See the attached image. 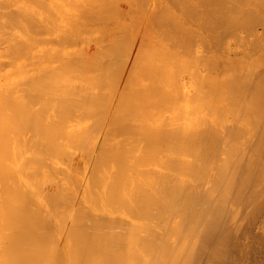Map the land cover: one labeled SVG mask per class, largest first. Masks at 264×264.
Returning <instances> with one entry per match:
<instances>
[{
    "label": "bare ground",
    "instance_id": "1",
    "mask_svg": "<svg viewBox=\"0 0 264 264\" xmlns=\"http://www.w3.org/2000/svg\"><path fill=\"white\" fill-rule=\"evenodd\" d=\"M4 1L5 0H3V2ZM12 1H14L15 3L18 2L17 0H12ZM23 1L25 2V0H23ZM23 1H22V4L19 3L20 7L23 5ZM32 1H34V0H32ZM45 1H47V0L34 1L36 4L40 3L39 5L35 4V6L36 7L38 6V8L40 7V9L42 8V10L45 9V11H46V9L50 6L49 5L47 6L48 2L46 3ZM64 1H67V0H63V2ZM73 1H74V3H75V1L77 2L74 4L75 5L74 9L75 10L77 9V11L80 12V13H78V12L73 13V11H72V13L76 16V19H77V13L79 15H83V17H84V13H87V16L89 14L90 15H89V18H87V17L86 18L88 20L93 19V20H91V21H93V24L97 21V20L95 21V16L98 13H102V16L101 15L100 16L102 18L108 20L110 18L109 15L113 14L112 13L113 9H111V11L109 9L111 7L113 8V4H115L114 2L112 3L113 0L111 2L109 1L108 3H106L108 0L107 1H105V0H89V1L83 0L86 2V4H83V2H81L80 0H73ZM129 1L126 0L125 2H129ZM131 1H133V0H131ZM135 1H136V3L138 2V0H135ZM5 2L8 3L9 0H6ZM20 2H21V0H20ZM28 2L29 1H27V3ZM34 2H32V3L34 4ZM41 2L42 3L45 2L44 4H46L47 7H45V5H43ZM68 2H69V0H68ZM87 2H88V6H87ZM115 2L118 4L119 0H116ZM120 2H122V1L120 0ZM141 2H142V0H141ZM217 2H219V1H217ZM224 2H223V6H224ZM234 2L235 3L237 2L238 3L237 5L244 4L243 10L247 14V16L249 15V17H252L254 20H251L250 18H249V21L246 20L247 24L244 28L245 33H244V35H242V38H243V42H242L243 45L242 46H244V44H245L244 47L246 49V52H245L244 56L242 55V58L239 57L242 61V63L238 62V64L241 66L240 75L237 76L234 84L231 83L233 85H230V84L225 85L224 84L223 86H221V88H218L216 85L217 89L215 91L217 92V94L214 93V95H220V99L223 98L222 95L224 94V92L230 93L231 96L230 97L225 96L224 101L218 100L217 99L218 96H217L216 100L214 99L216 102V105L214 103L215 110L219 115V116L217 115V119H215V120L210 119L208 116H206L209 112L206 114L204 113L201 116L199 111L200 112L202 111V109H201L202 107L199 106L200 107V110H199L197 107L198 105L196 106V103L194 106L192 105L193 107H190L189 104L187 103L188 99L186 100V98H185L186 103H185V101H183V103L182 102L181 103L183 105L186 104L187 108L184 106L179 108V107H175V106L171 105V108H168L170 114L167 117H166V115L161 114V112H152L151 113L150 108L152 106L149 107L148 103H153L154 100L152 99L153 96L150 97L149 94L151 93V91H154V90L159 91L158 92L159 94L161 92H163V90H161V88H163V85L162 86L160 85V80L161 81L163 80L161 78L162 68L159 66L160 64L163 63L162 57L158 58L160 55L158 56V54H156L154 52H153L154 54L150 53V52L148 53L147 52L148 49H146L147 45L145 43L140 45L137 42L139 38L143 42H146L148 40V36H146L145 33H142L140 35V37L133 36V34H132L133 31L128 30L127 26H125V25L123 27L118 26L119 28L118 27L115 28L114 33H112V31L110 29V24L105 25L104 23H102V21H104V20H101V17H98L99 18V20H98L99 24H101L103 26L105 25L106 29L109 27L108 33H107V31H105V29H100L101 31L104 30L106 32V34H108V37L105 39H108L109 43L103 42L105 44L100 49L103 50V48H105L104 47L105 45L107 48L96 54L95 59H97V62H95V60H93L94 58L93 59L91 57L90 58L92 59V61H94V63H96V68L98 69V71H99V69H101V70L103 69L102 72L104 70H105V73L107 72L106 74L100 73L99 76H103L102 80L106 83L105 87L107 85L110 86L109 87L110 89L108 88L110 92H108V93L112 92L111 86L113 84L110 85L107 83H110L112 79L115 80L116 78L119 79V78L123 77V78H125L124 80L127 83L128 80L132 81V78H137V85H138V88H136L137 86L135 85L134 90H132L131 88L128 89V91L123 90L122 92H126V93L122 97L115 96V100L113 102H111V101L106 102L102 107V112L104 113V115L107 114L108 117L112 116V118H114L117 115L122 116L124 118L125 123L130 124L131 122L133 123V121L135 123L137 122V127H135L136 131H138L142 135V137L143 136L147 137L146 138L147 148H146V150L145 149H143V150H145V153L147 156V161L149 158V161H152V163H150V168H148L149 167V164H148L147 172H141L139 170H142V169L138 170V168H137V163H139L138 162L139 160L130 162L131 160H133V159H131L132 157L135 158L134 156H132L133 154L130 155V153H129L128 157L131 156L130 158H127V156H124L128 152L127 148L124 149L125 147H123L124 151L127 150L124 152L123 150H121L120 145H119L120 148H118V147L116 148V144H115L114 149L113 148L111 150L109 149L111 151L110 152V151H108V149H107L108 147L106 145V147H107L106 151L111 153V154L108 153L109 155L114 154L113 156L116 155L117 157H119V160H118L119 162L117 165L119 170L117 167H114V168H117V170L119 171L117 173H119V174H118L117 178L115 176H113L114 173H112V172H113V170H116V169L112 168L113 165H115V164L112 165L110 163L113 159L112 156H110L112 159L109 163H110V165H112V167H109L110 166L109 164H108L109 165L108 167H109V169L110 168L112 169V170L110 169L111 173H112V174L110 173V175L116 179V181L114 179L115 184H114V181H111V180H113L112 179L113 177L111 178V176H109V175L108 176L111 179L110 183L109 182L104 183V181H106V179L107 180L109 179L108 176H105L109 172H106L107 174L102 172L101 176H103V177L105 176V178L102 177V180L101 179H99V180H101L102 183L105 185L109 186V184H110V187H111V185H114V186L111 187L112 190H110V188H108L110 192L107 191L108 193H106V194L104 191H102V192H104V194H103L101 192V190H99V188L97 187L98 190L103 194V196L104 195L106 196V197L104 196L105 198L103 197V199H106L105 201H103L101 199L102 194H99L98 193L99 191H97L98 195L96 194L94 196H100L101 204L104 203V204H102V207L103 206L105 207V205L109 204L108 202L112 201L111 203L114 206L112 205L111 209L112 210L115 209V210L110 211L109 214L106 213L103 215L102 214L100 215V212L98 213V211H97V213H94V210L96 208L97 209L99 208L101 210L100 204H98L100 202L99 201V202H97L99 207H96L95 209L91 208L93 210V211H91V212H93V214H94L93 215L92 213L89 212L90 210L85 212V210H84L85 204H84V207L80 206L84 202H82L80 205L78 204L80 207H82V209H81L80 213H78V211H77L76 213H78V214L74 215L71 218L69 217L71 220L70 221L71 227H68L69 230L66 229V231L68 230L67 235H69V233H71V235L69 237L71 242L68 239V243L70 242V246L67 244L68 245L67 246L68 248H66L68 250V251H66L67 256H66V258H64V260L66 259V264H264V221H263L264 218L260 217L261 213L262 212L264 213V0H246V1L245 0H234L233 3ZM25 3H24V5H25ZM32 3L30 2L29 4H32ZM65 3H67V2H65ZM79 3H81V4H79ZM110 3L112 5H109ZM219 3H217V5ZM29 4L28 5L26 4L27 8L29 7ZM77 4H79V8H77L78 6L76 7ZM5 5H7V7H8V4H5ZM26 5H25V10L21 9L20 7L17 6L18 10L16 7V10H14V12L15 11L17 12L20 10H22V11L24 10V12H26V9H27ZM53 5L55 6V4H53ZM65 5L67 6V4H65ZM69 5L70 4H68V6ZM80 5H81V8H84V9H81ZM136 5H138V4H136ZM140 5H142V3L139 4V6ZM143 6H144V3H143ZM0 7H1L0 13L3 11L1 13L0 17L3 15L6 16L7 14H8L7 17L8 16H10V18L13 17L12 18L13 20H11V22L14 23V21H15L16 25H15V23L13 25L16 26L15 27L16 30H18L19 28L21 29L22 26H23V29L25 30L24 26L28 25L27 27H30L31 23H33L35 26L38 27L37 31H35L37 27L34 29L35 26L32 25V27H30V28H32V30L30 28H28V30H29L28 33H27V27H26L25 32L23 29H21L27 36L30 35V33H29L30 31H31V33H32V31H35L30 36H28V38L23 37V38H27V39H23L19 35L14 36L17 33H16V31L15 32L12 31L13 25L11 26L12 23L10 21H8V19L10 20V18L0 19L2 21V23L0 22V25H2V27L0 26V29H2L4 31V29H5L4 27L8 28V29H5L4 35L8 34L9 36H11L13 34L12 37H9L11 40H9V38H6V37H8V35L7 36L5 35L6 37L4 39H2L4 37V36L2 37L3 34L0 35L1 36L0 38L2 41V42L0 41L1 44L4 43L5 39L9 40V42H7V40L5 41L7 43V45H9L8 50H7L8 46H6L5 43L3 45L4 48H2L0 46V48L4 49V50L1 49L2 52H6V54L0 53V55L3 56L2 54H5L4 56L7 58L8 57L11 58V56L13 55L12 58H15V59H18V57H20V56L23 57L25 55V56H27L26 58L24 57L26 60L25 62L29 61V60H27V58L31 54L37 53L35 55H37L38 57H35L33 55H31V56H33V58H39L40 57V59L41 58L43 59L44 57L48 58L51 55V52L55 53L56 50L59 51L60 47L62 48V50L64 48H66L65 46L68 47L69 44L66 45V43L71 44L72 42H70V41H74V40H70V38L72 36L71 33L73 34V32H74L75 35L77 36L76 32H78V30H79V29H77L78 28L77 26H79V22H81L80 20H78V22L75 21L76 24L73 23L76 27V32H75V28H72L73 32L70 31L69 29H67L70 31L69 32L70 34H68V35H71V36H68V37H70V38H68V41L70 40L69 42L67 40H66L67 42L64 40L65 34L62 36V38L60 35L62 42L60 41V38H58V36H57V38L59 39L60 43H62V45H60V44H59V46L57 45L58 49H56L57 47L55 48V46H54V48H53V45L51 43L52 48H50V49H52V51L51 50L49 51L48 56H46L48 51H45V49H44L47 44L44 47L42 45L41 47H43V48L41 50H44L45 52H42L40 50L38 52H40V53L42 52V53H44V54L46 53V54L43 57H41L42 54L39 53L40 54L39 55L38 52H35L34 50L32 51V48L35 46V43H33L35 41H33L34 38H32V36H33V34H36V32L38 33V31L44 30L43 27H42L43 29L40 27L43 25L42 22H44L43 19L46 18L45 17L46 15H44L42 13V21H41V25H40V23H39L40 20H38V22L36 21V18H38L37 17L38 15L35 16L36 14H34V16H33V14H29V16H27L28 15L27 12H26V15L24 12H20V14H19V12H17V14L21 15L20 17H17V14L12 16V14H14L13 12L12 13L9 11H8L9 13L6 12V10H4V8H6V7H4V8H3V6H0ZM19 8H20V10H19ZM70 8H73L72 3H71ZM141 8H142V6H141ZM146 8H147V6H146ZM1 9H2V11H1ZM31 9H36V8H30V9L28 8L27 10H31ZM36 10L35 11L33 10V11L38 12ZM42 10H40V12H43ZM48 10H51V11H48ZM48 10H47L48 12L46 11L47 13H50L49 15L47 14L48 25L51 24V26H52L55 23V25L52 26V27H54V29H55V27H60L61 25L56 26L55 20H58V18H55V16H54V15H56L55 10H54V15L52 16L53 18L51 17V15L53 14V10L51 9V7H50V9L48 8ZM84 10L85 11L87 10V12H83ZM107 10L110 12L109 15L107 14V12H108ZM144 10H146V9H144ZM220 10L218 9V11H220ZM4 11L6 14H4ZM45 11H44V13H45ZM57 11H60V10H57ZM97 11H98V13H97ZM103 12L106 13V15L109 18L108 17L105 18L104 17L105 14ZM229 12L230 11L228 10V12L226 14H228ZM60 13H62V12H60ZM141 13H143V12L141 11ZM69 14H70V12H69ZM4 16L2 18H5ZM23 16L25 19L26 18L28 19V20L26 19L28 23L31 21L30 25L26 24V22H25L26 25H23L24 24L22 21V19H24V18H22ZM25 16H27V17H25ZM66 16H70V15H66ZM29 17H30V20H29ZM50 17L54 21L51 20V22L49 23ZM152 17H153V15L150 18H152ZM17 18L18 19L21 18L20 20L22 21V25L18 24V22L19 23H21V22H20V20H17ZM31 18H34V19H31ZM73 18H75V17H73ZM73 18H69V19H73ZM84 18H81V19L87 20ZM69 19H66L65 23L67 22V20L69 21ZM3 20L4 21L7 20L8 22L5 21L6 24L3 25ZM154 20L159 22L162 20V18L159 19V16H157L156 18H154ZM91 21H87V22L85 21L86 23L90 24V25H88L89 27H91V25H93V24L89 23ZM100 21H101V23H100ZM136 21L138 23L139 18L136 19ZM228 21H231V20H228ZM52 22H54V23H52ZM7 23L10 27H8ZM69 23H70V21L66 23V24H68L67 25L68 27L70 25ZM82 23L83 22H81V24ZM98 23L94 24V25H96L95 28L98 26V28H96L97 30H99V28H102V27H100V25ZM48 25H46V23L44 22L43 26L44 27L47 26L45 28L46 31L51 29L50 33H52V31H55L56 29H58V28H56L54 30V29L50 28V26H49V29H47ZM244 25H245V23H244ZM73 26H71V27H73ZM82 26L86 27L87 25L83 24ZM105 26H104V28H105ZM65 27H66V25H65ZM81 27H79V28H81ZM92 27H94V26H92ZM92 27L89 29H92V32H94L93 29H95V28H92ZM39 28L41 30H39ZM238 28H241V27H238ZM2 30H1L0 34L3 33ZM6 30H9V31H6ZM60 30L66 31L65 28L64 29L61 28ZM81 30H80V33H81ZM8 32L12 33V34H9ZM66 32H68V31H66ZM90 32H91V30H90ZM99 32L100 31L94 32V36H95V33H99ZM20 33H21V31H20ZM59 33L60 32L58 31V34ZM63 33H65V32H63ZM25 34L22 33V36ZM47 34H49L48 31H47ZM60 34H62V32ZM79 34H78V36H79ZM99 35H102V34H99ZM66 36H67V33H66ZM87 36H84V38ZM16 37H18L17 38L18 40L16 39ZM33 37H35V35ZM36 37H38V36H36ZM36 37L34 40L37 39ZM39 37L42 38V36H39ZM39 37H38V39H40ZM53 37H55V36H53ZM72 37H75V36H72ZM77 37H76V39L74 38L75 41L77 40ZM80 37H78V38H80ZM13 38L16 39L17 41L15 40L16 41L15 42ZM20 38H22V39H20ZM47 38H46V40H47ZM84 38H82V39H84ZM99 38L101 39V37H99ZM19 39H20V41H19ZM28 39L29 40L32 39L33 42L29 41L31 44L27 43ZM43 39H45V38H43ZM66 39H67V37H66ZM23 40H24V43H22ZM63 40L66 43L63 42ZM12 41H14V42H12ZM108 41L106 40V42H108ZM36 42H38V40ZM40 42H41V40H40ZM81 42L83 43L84 41L82 40ZM85 42H87V38L85 39ZM88 42L90 45L91 40ZM93 42H94V39H93ZM95 42H96L95 44H97V41H95ZM10 43L11 44L14 43L13 44L14 47H12L13 45H11ZM16 43H20V44L15 45ZM41 43H45V42L43 41ZM99 43H102V42H99ZM25 44L27 47L23 46ZM63 44L65 46H63ZM107 44H108V46H107ZM28 45H29V47H28ZM86 45L84 44L83 46L86 47ZM30 46L31 47L33 46V47L30 48ZM72 46L76 47V45L73 43H72L71 47ZM80 46H82V45H80ZM22 47L24 48L23 50H22ZM49 47H51V46L49 45ZM61 48H60V50H61ZM77 48L78 47H76L74 49H76V51H77ZM9 49H11V50H9ZM27 49H30L32 51V53L30 51H28ZM79 49H81V47H79L78 50ZM1 50H0V52H1ZM47 50H48V47H47ZM65 50L67 53L70 52V51L69 52L67 51L68 49H65ZM21 51H23V55H22V53H20ZM61 51L59 52V54L62 55V56H60L61 58H59V56H57L58 55L57 51H56L57 52L56 55L54 54V58L57 56L60 60H55L53 58V56H51V57L55 61H61V59H62L63 62H66V60L69 62L70 61L69 58L73 57L72 59H75L76 61L73 60L74 63H71V62H69L70 64L67 63L69 66V70H70V66H72V65H73L72 67H75L76 65L81 66L83 64L84 59L81 58V56H82L81 54H78L79 57H78V55H76L77 57H74L75 55L71 54L74 56L70 57V55L68 54L69 55L68 56L67 53L65 52L66 57H69V58H67L64 61L65 55H63L61 53ZM150 51H153V50H150ZM12 52L14 54H16L18 57L15 55L17 57L16 58L14 56V54H12ZM17 52H19V53L17 54ZM81 52H83V51H81ZM232 52H233L232 50H229L228 53L224 56L225 62L223 64V67L226 65V67L224 69H226L228 65L230 66L233 62L232 59L230 58V56H231L230 54ZM27 53H29V54L27 55ZM19 54H21V55H19ZM155 54H156V56L154 57ZM110 55H112V56H111V58H109V60L107 62V58L110 57ZM114 55H117L118 57L120 56V59L116 58L117 56L115 57ZM63 56H64V58H63ZM83 56H88V55H86V53H85V55H83ZM234 56H236V55H234ZM57 57H56V59H58ZM104 57H106V61L103 60L104 63H102L100 61V59H103ZM112 57L116 58L115 61H114V59H112ZM12 58H11V60H12ZM76 58H79V59H76ZM84 58L87 59L88 57H84ZM28 59L31 60L32 57L28 58ZM45 60L47 61V65H50V64H48L47 59H43V61H41L42 65H43V62ZM54 60H53V62H54ZM227 60L229 61V63H227ZM238 60L239 59L236 58L234 61H238ZM2 61H3V59L0 60L1 63H2ZM6 61L7 60L3 61L2 64L0 63L1 64L0 68H2V66L9 65L8 62H10V66L11 65L14 66V64H15L14 60H13L14 64L13 63L11 64L10 59L7 62ZM98 61H100V62H98ZM109 61H111L113 63L112 66H110L111 62L109 63ZM154 61H156V62H154ZM4 62H6L7 64L5 63V65H3ZM25 62H23V64H24L23 66L30 67V64L25 65ZM49 62H50V60H49ZM61 62H59V63H61ZM63 62H62V64L64 65V68H65L67 66V64L65 66V64ZM31 63H32V60H31ZM98 63L99 64L102 63V64L99 65ZM20 64H22V62L19 63V65ZM56 64H58V63L56 62ZM239 65H238V67H239ZM58 66L61 67L60 64ZM35 67H37V66H35ZM41 67L42 66L40 65V68ZM52 67H53V65H52ZM52 67H51V69H52ZM64 68L62 66V69H61L62 73H63ZM90 68H92V67H90ZM33 69H34V67H33ZM49 69L50 68H48V70ZM51 69L47 72H45L46 69L42 70L45 73L38 72V75H35V76L29 74L32 78L27 76L28 79H26V77H25L24 78L25 80L23 79V81H26V83L21 81V79H19L20 84L23 82V83H25L24 85L23 84L18 85L19 81H17V80H18V78H20L19 76H18L17 80L16 79H15V81L13 80L14 83L16 81L18 83L17 84H11L10 82H12V81H10V80H12V79L8 76L9 75L8 74V75H6V77L8 76V78H10V79H8L10 82H7L8 80L5 79V80H7L6 82L9 83L7 86H9V87L13 86V88H17V89H12L11 87L10 88L8 87L9 89L6 88L7 90H5L3 87L4 85L1 86V87H3L4 90L2 88H0V111H1V109L5 110V108H6V110L7 109L10 110L9 112L7 111V115L2 113V111L0 113V157L2 156L0 158V162L1 161L3 162L7 158V161H11V162H9V163L5 162V161L4 162L6 163V165L8 164L9 167H11L12 165L15 166V164L13 163L14 162L13 160H15L18 156V155H14V156H16L14 159V158H12L13 156L11 157V154H14V153H17V154L24 153L25 154V152L29 151L30 149L31 150L33 149L32 151L30 150L31 151L30 156L28 154L27 155L25 154V156H26L25 159H28L27 161H30L33 158H37L38 154L40 157L41 156L40 152L44 149L43 150L44 153L46 151L45 154H47L45 156V158L47 156L49 158V159L46 158L47 160L50 161V158L52 157L51 158L52 160H53V158H55L57 161L59 159V162H61V164L65 163L64 162L65 160L64 161H60V160L61 159L63 160V157H61V155H63L64 158H65V156H67L64 154V152L68 153V151H67L68 148L62 151V149H64L66 146L65 143L68 140L67 136L72 137V135H75V133H77L73 138H71V137L69 138V139H71V140H69V142H72L74 139L76 141L79 140L78 141L79 143L76 141H73L72 143L75 142L73 145L71 143H68V142H67V144L75 147V148L72 147V149H76V147L78 148L80 146V142L82 141L81 137H83L85 135L84 129H87L85 132H87L88 129L91 130L90 129L91 128L90 126H92L91 124H93V122L98 119L97 118L96 120L92 121L93 115H90L91 111H88V110H92V109H89L88 105L90 104V108H91V102L93 103L94 102L93 100L97 101L98 103H104L103 102V96L101 97L102 100L98 94H96L95 96L94 95L91 96L92 94L89 95V93H88V91L91 90V89L89 90V86H87L88 88H86L85 85L81 87L80 84L74 83L75 86L76 85L79 86V87H77V89L79 88L78 91L82 92V90H83V92L84 91L87 92L86 93L87 96L85 95V93L82 94L79 92H78L79 93V95H78L76 92V89L75 90L72 89V88H74V86H72L73 84L71 86L68 85V84H70L69 81L71 79H69L68 76H66V74H67L66 71L67 72L69 71V70H67L68 69L67 67H66V70L64 72V73H66V74H64V76H66V78H68L69 80L68 79L66 80V78H65V80L62 81L64 85L60 84V86H59L57 83H59V81H60L59 78H62L63 76L61 77L62 74L60 75L59 73L56 72L58 70L56 67L54 68V70L56 69V71L51 70ZM11 70H12V68H11ZM59 70H58V72H61ZM23 71H24V69H23ZM72 71L74 73L73 68H72ZM76 71H78V69ZM79 71L81 72V70H79ZM20 72L21 71H19V73L18 72L17 73L20 74ZM24 72L26 73L27 71L25 70ZM35 72L37 73V71H35ZM91 72H93V71H91ZM91 72H90V74H91ZM56 73L59 74V76H60L59 78H56V77H58V75L56 76ZM68 73H70V71ZM96 73L98 75L99 72H96ZM15 74L13 76H15ZM80 74H82V73H80ZM90 74H88V75H90ZM73 75L74 74L71 75V73H70L69 77L71 76L73 79ZM16 76H15V78H16ZM78 76L83 77V75H78ZM93 76H94V74H93ZM0 77H1V73H0ZM75 77H76V79L78 78L77 76L74 75V78ZM222 77H219V78H222ZM3 78H2V80L5 82V80ZM55 79H58V81H56ZM88 79L85 80V82L88 83L89 82ZM1 81H0V83H1ZM65 81H67L69 83L68 84L64 83ZM98 81L100 83L103 82L101 80H98ZM228 81L229 80L227 79V82ZM230 81H232L231 78H230ZM162 83H163V81H162ZM216 83H217V81H216ZM223 83H226V82L224 81ZM128 84H130V83H128ZM133 84H136V83H133ZM66 85H67V87L68 86L69 87L67 88ZM90 85L92 86V85H96V84H90ZM115 85L117 87V84H115ZM7 86L5 85V87H7ZM61 86H63L64 90H62ZM21 87L24 88V90H23V91H25L24 96L22 95L23 92L21 93L22 90L19 92V90H20L19 88H21ZM83 87H85L86 89L84 90ZM95 87H97V86H95ZM57 88H59V89H57ZM66 88H67V90H66ZM69 88L72 90H69ZM87 89H88V91H87ZM94 89L95 88L92 87V90H94ZM106 89H107V87H106ZM47 90H49V91H47ZM57 90H59L60 93H58ZM61 90L63 92H61ZM99 90L102 91L101 88ZM17 91H18V93H17ZM43 92H44V94L40 95V93H43ZM95 92H93V93H95ZM57 93H58V95H60L59 97L57 96ZM64 93H65V95H63ZM154 93H155V91H154ZM48 94L51 95L50 97H52V99L49 96H47ZM105 94L107 96V92ZM61 95H63V96H61ZM88 95L90 96V99L88 98ZM31 96L32 97L35 96L36 99L32 100ZM53 96L55 98L57 96L56 100L57 99H60V100L56 101L54 99L56 101V103H55V101L53 100V98H54ZM82 96L83 97L86 96L87 98L86 97L83 98ZM160 96H161V94H160ZM41 97H44V99L42 98L44 101L46 100L45 98H47V97L50 98L51 100H53V102L50 101V103H51L50 105H48L49 99H47L45 101V102L48 101L47 106H48V108L50 107L49 109H51L52 105H53L52 107H54L55 104L58 103L56 106L57 111H58V108H60V110H61V107H58V106L63 107V105H62L63 103H65L66 106L68 104H72V109L74 106L75 107L78 106L77 107L78 109L75 107H74V109H76L75 110V116L78 115L79 117L77 118V116L75 117L74 115H71V114L70 115H71L72 119L77 118V119H75V121H77V122H79V121L81 122V120H82L83 126L80 124L82 126V128L79 126V123H77L78 127H76L77 129H79L78 130L79 133L84 127L81 134H79L78 131L76 132V128L74 127V125H76V122L72 120L73 122H75V124L72 122L74 125L70 122L71 119L69 118V115H67V113L69 114V112L66 111V109H67L66 106H65L66 109L62 108L61 111H65L66 112L65 114L68 117H65L66 115L63 112H61L60 115L56 114V116H54V114L58 113V112H55L56 110L51 112V111H49V109H46L47 107H45L44 113L46 114V116L50 115L49 113L48 114L46 113L47 111H49L52 113V115L54 117L50 118L48 116L49 120H47L48 118L46 119V116H43V119H41L43 113L41 115L40 112H37L39 110L38 108L41 105L40 103H43V100H41L42 102L40 101ZM194 97L195 96L192 97L193 99L192 98H189V99L192 102H195ZM30 99H31L32 103H34L33 102L34 100L36 103H37V101H40V102H38L40 105L39 104H37L38 106L36 105L38 108L37 107L35 108V106H34L35 103L31 106L32 103L29 101ZM74 99H77V100H74ZM86 99L89 102L86 101ZM104 101H105V98H104ZM191 101H189V103H191ZM60 102H62L61 105H60ZM198 102L200 103V101H197V104H198ZM205 102L206 101H204L203 103H205ZM218 102H222V103L224 102L225 105L222 104V106H220V105H218ZM29 103H31V104L29 105ZM52 103H54V104H52ZM86 103L87 104L89 103V104L87 105ZM174 103H176V102H174ZM177 103L179 104L180 102H177ZM177 103L175 105L178 106ZM147 104H148V107L146 110H144V108ZM154 104H155V102H154ZM45 105L46 104L42 105V107ZM214 105L212 104V106H214ZM33 106H34L35 110L31 108ZM79 106L81 107V110H79ZM95 106H98V105L96 104ZM154 106H157V105H154ZM179 106H181V104H179ZM202 106H203V104H202ZM42 107L40 109L43 110ZM68 107H69V109L71 108L70 105H68ZM63 109H65V110H63ZM74 109L73 110L70 109V111H73L72 114H74ZM93 109L95 110V112L97 111L95 108H93ZM51 110H53V108ZM209 110L211 111L212 109H208L206 111H209ZM77 111H79L81 113H79ZM165 111H168V110L166 109ZM41 112H43V111H41ZM53 112H55V113L53 114ZM86 112H89V113H86ZM102 112H100V113H102ZM197 112H198L199 116H201L198 119V121L196 120L197 115H198ZM62 113H63V115H62ZM154 113H157V115L153 116ZM2 114L6 115L8 118L6 117V119H5V117ZM8 114H10L11 117L8 116ZM84 114H86V115L84 116ZM88 114H89V116H91V118L88 116ZM40 115H41V117H40ZM61 115H62V117L65 115L64 116L65 118L64 117L61 118ZM95 115L96 114H94L93 118H96ZM213 115L216 117V114H213ZM213 115H212V117H213ZM58 116H60L59 118H61L63 121L64 120H65V122L68 121V125L70 122V125L71 126L73 125L72 127L71 126L70 127L72 129H74L73 131L75 133L70 132V131H72V129L67 130L69 128L68 126L67 127L64 126L66 129L62 128V129H60V131L56 130V129L60 128V126H59L60 123H58L60 120L57 122L58 125L54 124L55 126L57 125V127H53V123L50 122V120L54 119L53 121H55V118ZM84 117H86V119H85L86 121H88V118H90L92 123L85 122V124H83L84 123L83 122ZM100 117H101V115H100ZM154 117H156V118H154ZM44 118L46 121H49L50 124H48L47 126L50 125V129L53 127L57 132H59V133L61 132L60 134H63L62 131L66 132V130H67V132L68 131L70 132V133H67L68 135H66L67 140H65V134H64V136L61 135L63 137V141L65 140L64 145H62V143H60L61 141L59 142V145L61 144V146H63L64 148L63 147L61 148V146L57 147L59 150H61V152L58 151L57 148H55V146L58 144L57 141L62 137L59 134L58 135L59 139H57V141H56L55 137L57 138V132H55L56 133V135H55L54 134L55 130L53 128L52 129L54 130L53 131L54 135H48V134L52 133L51 132L52 130L50 131V129H49L50 133L48 130H46L48 127L46 126L47 122L44 120ZM152 119H154V120H152ZM155 119H158V121L159 120L160 121L156 122ZM57 120H58V118H56V121ZM131 120H133V121H131ZM41 121L44 123H42ZM135 123H133V124H135ZM152 123H156V124L158 123V125H154V124L152 125ZM64 124L65 123H63V125ZM86 124H87V126L90 125L89 126L90 128L87 127ZM94 124H95V122H94ZM43 125L47 128L45 129L43 127ZM51 125H52V127H51ZM61 127H63L62 124H61ZM23 128H25V129L30 128V130H31L30 132L33 131V133H31L32 135L35 133V136H34L35 138H33V139H34V142H36V143L31 142L30 139H32V137H33L32 135H30L31 138L28 137V139L27 138L25 139L23 137L25 135L24 132H26L25 130H24V132L22 131ZM95 129H96V127H95ZM98 130H99V128H98ZM132 130H133V127H132ZM41 131H44V132L41 133ZM100 131H99V134H100ZM136 131L134 133H137ZM45 132L47 134H45ZM38 133H39V135H38ZM91 133H89V134H91ZM126 133H128V131ZM43 135H45V136H43ZM91 135H93V134H91ZM130 135H131V133H130ZM48 136L49 137L52 136V138L55 140V141H53V139H52V142H57L56 145H55V143H53L55 146H53L51 144V147L49 148V146H50L49 142H51V138L49 140H46V138L48 139ZM135 136H134V138H135ZM137 136H139V135H137ZM43 138H44V141L46 140L49 142L47 143L45 141L46 143L41 144V143H43V141H42ZM91 138L89 137V140ZM94 138H93V141L95 140ZM118 138L119 137H117L116 139H118ZM127 138H130V136ZM40 139L42 142L38 141ZM87 139H88V136H87ZM96 139H97V137H96ZM137 139H138V137H137ZM93 141L91 140V142H93ZM94 142H96V141H94ZM109 142H111V141H109ZM120 142H122V140ZM124 142H127V141H124ZM136 142H135V144H136ZM39 143L42 145L41 147L43 149L38 147ZM112 143H114V142H112ZM91 144L93 145V143H91ZM140 144H141V142H140ZM87 145H89V144H87ZM117 146H118V144H117ZM141 146H143V145H141ZM141 146H138V151L141 149V148H139ZM67 147H70V146H67ZM93 147H94V145H93ZM111 147H113V146H111ZM130 147H132V146H130ZM35 148L37 150H36L35 154H33L35 157H33L32 152L35 151ZM134 148H136V146ZM38 149H41V151L39 152ZM54 149H56L57 152ZM72 149H69L70 153H71L70 150H72ZM43 151H42L43 155L40 157V160L44 159L43 160L44 162L43 161L42 162L45 164L44 167L46 166V170L43 167L40 169V167L38 166L39 169L37 168L36 169L37 172H36V170L34 168H35V166L37 167V165H35V163L40 164V162H38L39 159L37 158L38 160H34V162L32 160V162L31 161L29 162L30 163L29 165H31L32 167L35 165L34 168H32L31 166L29 167L27 165L30 169L27 168V166H26L25 168H27V170L26 169H25V171L23 170L24 172H26L28 170L33 169L32 172L35 170L34 173H31V171H28L29 174H27V172L23 173L21 170L24 169L23 168L25 166L24 164L25 163L27 164L28 162L23 163L20 161L21 163H23L21 166L22 169L19 168V169H21L20 172H22L24 174L22 176H24L25 178H26L25 174L27 175V180L29 179L28 180L29 183H31V181L34 180V182H36V184H37L38 178L35 177L36 180L33 178L35 176L34 174H36V173H37L36 176L39 177L41 174H44V175H42V177L45 176L44 178H46V175H48L51 171L55 172V170L59 169V171L58 170L57 171L62 172V170H64V168H68V167H66V165H65V167L64 166L61 167V166L57 165V167H56V163L54 160L53 161L51 160L53 163H51V161H50V163L52 165L50 163H48L49 161L46 162V160L44 158ZM48 151H53V152L55 151L56 153H59V156H58L59 158L56 157L57 156L56 153H53V152L51 153L53 155L56 154V156L53 157V155H50L48 153ZM72 151H74V150H72ZM141 151H142V149H141ZM136 152H137V150H136ZM89 153L91 154V152H89ZM85 154H88V153H85ZM140 154H141V152H140ZM143 154L144 153H142V155ZM156 154H158L160 156L157 157ZM7 155L8 156L10 155L9 156L10 160L8 159ZM104 155H106V154H104ZM3 156H5L6 158ZM25 156L22 155V158ZM123 156H124V158L128 159L127 163L125 160H123L124 159ZM100 157H102V155ZM110 157H106V158L108 159ZM156 157H157V160H156ZM2 158L3 159L5 158V159L3 160ZM29 158H31V159H29ZM103 159H104V156H103ZM141 159H143L144 162H147L144 160L145 157L143 158V156H142ZM66 160H67V158H66ZM115 160H117V158ZM35 161H37V162H35ZM129 162H130V165L128 164ZM3 163H1V164H3ZM32 163L34 165H32ZM54 163H55V165H53ZM87 163L88 162H86V164ZM1 164H0V175L1 176L3 175L2 177H4L6 179V181L9 178H11L13 180L12 176H15L14 180H16V182L13 181L12 183H15L16 185L11 183L12 180L10 181V179H9V181L6 182L4 180V178H2L0 176V178H2L0 180L4 181V182L0 181V186H1V183L3 186V188L2 187L0 188L1 189L0 192H2L4 194V195L2 194L3 195L2 196L0 193V197L2 196V198L0 199V204L2 205V206L0 205V208H2V209H0V233H1L0 235L2 237V238H0V264H57V258H56L57 250H56V252L54 251L56 254L51 251V249L54 250V248H57V243L55 245L56 247H54L53 245H49L50 244L49 241L52 238V234H49L50 231L47 232L48 230L46 228L48 227V225L45 224L46 220H45L44 216L47 217V215H48L47 213H49V211L42 210L41 212L44 211L46 214V215L44 214V216H43L42 215L43 213H40V211L37 210L38 209L37 207H39V206L41 207V205L39 204V201L37 202L38 199H36V200L34 199L35 202H33V199H31L33 196L30 198L29 195H31V194L27 190V188H29V187L24 188V186L27 185L26 181H25V185L23 186L22 189H26L27 193L22 192L23 190L21 192H15L17 190L16 187L21 189V186H22V182H21V184H19L17 186V184L20 183V182L17 183V181L19 180L18 177L20 175L18 174L19 176L17 178H16V175H13V174H15V171H13L14 168H12L13 166L11 167L13 170H11V168L9 169L8 166H7V169H8L7 171H5L6 168L4 170H2V167H4L5 164H3L2 167H1ZM83 165H82V171L84 168L87 169V166L83 168ZM41 166H42V164H41ZM48 166H52V167H49V169L50 168L52 169L53 166H55V169L53 168L54 170H51V169L48 170V168H47ZM98 166H100V165L98 164ZM139 166H142V165L139 163ZM146 166H147V164H146ZM142 167H143V170H144V168L146 170L145 165H143ZM43 169L45 170V172ZM60 169H61V171H60ZM106 169H107V167H106ZM40 170H42L41 174L39 173ZM99 170H101V169H99ZM104 170H105V167H104ZM110 170H108V171H110ZM3 171H5V172H3ZM9 171L11 173V176L9 175V176L5 177L4 175L10 174ZM136 171L139 173L137 175H134V173H136ZM46 172H48V174ZM71 172L72 171H70V173ZM79 172H81V171H79ZM22 173H20V174H22ZM56 173H55V176H56ZM127 173L129 175L124 177ZM131 173H132V176L130 175ZM58 174H61V173H58ZM75 174H73V175H75ZM98 174H100V173H98ZM29 175H32V177H30ZM76 175L78 177V173ZM28 176L30 178H28ZM53 176H54V173L51 175V178H49L50 176L47 177V179L49 180L48 182H50V179H52ZM55 176L53 177V179H54L53 181H55ZM57 177H59V179H60V175L56 176V179H58ZM123 177L126 180L122 179ZM44 178H43V180L45 181L46 179H44ZM59 179L57 180V184L58 183L63 184V181L60 182ZM86 179H87V175H86ZM119 180H121V181H119ZM80 181H81V179H80ZM101 181L96 180V182H101ZM5 182H6V184H5ZM8 182H10L11 185H9ZM34 182H32V183H34ZM84 182H85V180L83 181V183ZM3 183H4V185H3ZM32 183H31V186L33 185ZM40 183H41V181H40ZM45 183H46V181H45ZM45 183H43V184L45 185ZM74 183H76V182H74ZM106 183H108V184H106ZM71 184L72 183H70L69 185H71ZM103 184H100V185L103 186ZM14 185L16 187L13 188ZM66 185H67V183H66ZM97 185H99V183ZM100 185H99V187H100ZM39 186L37 185V189L39 190L38 192L39 193L41 192V194H42L43 190L40 191ZM71 186H70V188H71ZM4 187H6V188H4ZM32 187H34V186H32ZM55 187H56V184H55ZM67 187H69V186H67ZM104 187H106V186H104ZM59 188H60V186H59ZM87 188H88V185H87ZM2 189L3 190L5 189V190L2 191ZM62 189H64V188L62 187ZM94 189H96V188L94 187ZM100 189H102V187H100ZM13 190H14L15 194H14V192L12 193ZM103 190H104V188H103ZM18 191H20V190H18ZM33 191L36 192V193L32 192L35 195L38 193L37 190L35 191V189ZM63 191L64 190H62V192ZM84 191L83 192L81 191V192L84 193ZM59 192H61L60 189H59ZM64 192L66 193L68 191H64ZM69 192H70V190H69ZM89 192H90V190H89ZM112 192L114 193V195ZM22 193L25 194L26 196L24 195V197L21 198ZM87 193H88V191H87ZM94 193H96V192H93V194ZM111 193H112L114 199L112 197V199H113L112 200L111 196L109 195V198L111 199V200L109 199L110 200L109 201V200H107V198H108V194H111ZM20 194H21V196H20ZM41 194H39V195L41 196ZM62 194H64V193H61V194L59 193L60 196ZM90 194H92V193H90ZM17 195L20 196L21 200L19 199V196H17ZM27 195L29 196V198L27 197ZM65 195H68V193ZM71 195L72 194H70L69 196H71ZM79 195L81 196V194H79ZM84 195L86 196V194H84ZM69 196H66L65 201H63L65 198L64 195L61 196V198L64 197L62 199V201L63 202H66V200L69 201V199H70V198L68 199ZM80 196L78 199H80ZM15 197H16V199H15ZM25 197L28 200L29 199L32 200V201L29 200L31 203L33 202L34 204L37 205V206L35 205L36 207L33 205L36 208V211H33V210H35V208H33L31 203H30L31 204L30 205L26 201ZM56 197H58V196L56 195ZM92 197L93 196L91 195V199H92ZM54 198H55V196L53 197V199ZM98 198H96V199H98ZM88 199H89V195H88ZM93 199H94V197H93ZM1 200H2V202H1ZM41 200H42V198H41ZM46 200L48 201V199H46ZM55 201H53V202L56 203ZM93 201L91 202V206L93 204ZM96 201H98V200H96ZM113 201L116 203L117 206H115V203ZM63 202L60 203L61 207L59 206V208L58 207L54 208L53 206L52 207L55 210L60 209L61 214L58 213L59 211L57 212V214L62 215V217H63L62 221L65 223L64 218H66V217L64 216V214H66V216H67L70 211L68 212L67 207L64 205L66 207V208H63V209H66V211L64 213V210L61 209ZM71 202H73V200H71ZM86 202H87V200H86ZM69 203L70 202H68V204ZM79 203H80V201H79ZM45 204H46V206H48L46 202H45ZM30 206H32V208ZM49 206H48V208H49ZM94 206H96L95 202H94ZM87 207H88V205H87ZM69 208L70 207H68V210H69ZM77 208H79V207H77ZM106 208H107V206H106ZM39 210H40V208H39ZM83 210H84V212H83ZM102 210H103V208H102ZM46 211H47V213H46ZM62 211H63V214H62ZM66 212H68V213H66ZM53 213L54 212L51 213L53 216L56 215V213H54V214ZM96 214H99V215H96ZM58 215L56 216V220H60L59 221L60 224H58V223H56V224H58L60 227H62L64 225V223L61 221V219L57 218ZM52 222H53V219H52ZM55 222H53V223H55ZM61 222H62V225H61ZM48 223H49V220H48ZM68 225H69V222H68ZM45 226H47V227H45ZM53 229L55 231V228H53ZM50 230L52 231V229H50ZM54 231H52L53 235L55 234ZM60 232H59V234H60ZM44 235H45V237H44ZM46 235H51V237L49 238V236H48V239H47ZM65 235H66V233H65ZM65 235H64V238L66 240L67 237ZM53 238H56V236L55 237L53 236ZM56 239H53L54 241L52 240L51 244H55L54 242ZM14 240L15 241L17 240L16 241L17 246L13 245V242H15ZM45 240L47 241L46 245L47 246L49 245L48 246L49 248L47 250L45 249V248H47L45 243H44ZM65 240H63L62 242H64ZM5 242H7V245H5ZM64 243L66 244V241ZM64 243H63V245H64ZM12 245L16 249H14ZM50 246H51V248H50ZM52 246L54 248H52ZM63 250H65V249H63ZM60 252H62V250ZM68 252H70V253H68ZM62 255H63V253H62ZM60 258H62V257H60ZM64 260H62L63 264L65 262ZM59 261H61V260H59ZM67 261H68V263H67Z\"/></svg>",
    "mask_w": 264,
    "mask_h": 264
},
{
    "label": "rangeland",
    "instance_id": "2",
    "mask_svg": "<svg viewBox=\"0 0 264 264\" xmlns=\"http://www.w3.org/2000/svg\"><path fill=\"white\" fill-rule=\"evenodd\" d=\"M6 1V0H5ZM3 2V0H0V6H3V8L4 7H6V8H4V10H6V12H13L14 14H12V16L13 15H15V14H17V12H19V14H20V12H24V10H25V5L27 4H29L30 2L32 3V2H34V1H40V0H34V1H32V0H27V1H29L28 3H27V1L25 0V2L23 1V0H21V2H20V0H17L18 2H14V1H10L9 0V2L8 3H6V2ZM22 1H23V5H24V3H25V5L23 6H21L20 7V4H22ZM42 1V0H41ZM44 1V0H43ZM73 1V0H72ZM71 0H69V2H68V0L67 1H64L63 2V0H47V1H45L46 3H47V6L49 5L50 7H51V9L53 10V14L51 15V17L54 15V10H55V14L57 15H54L55 16V18H58V20H55L56 21V26H60V27H55V29L56 28H58V29H54V27H52V26H54L55 25V23L54 22H52V23H54V25H52L51 26V24H49L48 25V18H47V14L49 15L50 13H47L48 11H51V10H48V8L50 9V7H48L47 9H46V11H45V9H43L42 10V8L40 9V7L38 8V6L36 7L35 6V2H34V4L32 5V4H29V9L30 8H36V9H31V10H27L28 8H27V5H26V12H27V16H29V14H33V16H34V14H36L35 16H37L38 18H36V21L38 22V20H40V25H41V21H42V13L44 14V15H46L45 17L46 18H44L43 19V21L46 23V25H48V28L47 29H49V26H50V28H52V29H54L55 31H52V33H50V30L51 29H49V30H47L48 32H49V34H47V31H46V27L47 26H43L44 25V22H42L43 23V25L40 27V28H44V30H41L40 28H39V30H41V31H38V33L36 32V34H33V36L35 35V37L36 36H42V38H40V39H38V37H36L37 39L36 40H34L35 39V37H33L32 36V38H34L33 39V41H35V42H33L32 41V39H28V42L27 43H29V44H31L30 42H33V43H35V48L33 47H31L30 46V48H32V51L34 50L35 52H38L39 50L40 51H42V52H45V51H48V53H47V55L46 56H48V54H49V51L51 50L52 51V49H50V48H52V45H53V48H54V46H55V48L57 47V45L59 46V44L60 45H62V43H60V41L62 40L61 38H62V36L65 34V37H64V40L66 41H68V38H70V37H68V36H75V37H72L71 36V38H70V40H74V41H70V42H72L73 44H75L76 45V47H81V49H79L78 50V48H77V51H76V49H74V48H76L75 46H72L71 47V45H72V43L70 44V43H66L64 40H63V42H65L66 43V45L67 44H69L68 45V47L67 46H65L64 44H63V46H65L66 48H64L63 50H62V48H61V50H60V48H59V51L58 50H56L55 51V53L54 52H51V55L47 58V57H44L43 59H47L48 60V64H50V65H47V61L45 60L44 62H43V65H42V62L41 61H43V59L41 60L40 59V57L39 58H33V56H35V57H38L37 55H35V54H37V53H35V54H31V55H33V56H31L32 57V63H31V60L30 59H28V58H31L30 56L27 58V60H29V61H27V62H25L26 60H25V58L27 57V56H23V57H18L16 54H14L13 52H12V54H14V56L16 55L17 57H18V59H15V58H12V56H11V58H12V60H11V58H7V57H5L4 55L6 54V52H2V50H4V49H2V48H4L3 47V45H4V43L6 44V46H8L7 47V50H8V48H9V45H7V43L5 42L6 40H7V42H9V40H11L9 37H12V33H9V34H12L11 36H9L8 34V37H6L5 35H4V31H5V29H8V28H6V27H4L5 29H4V31L2 30V29H0V32H1V30L3 31V33H1L0 35H2V39H4L5 37L6 38H9V40L8 39H5L4 40V43H2L1 44V38H0V46L2 47V48H0V50H1V52L0 53H5V54H2L3 56H1L0 55V58L1 59H3V61H5V60H9L10 59V61H11V64L13 63V60L15 61V64H14V66L13 65H11L10 66V62H8L9 63V65H7V66H2V68H0V73H1V77H0V81L2 80V78L5 76L6 77V75H8L12 80H10V81H12V82H10L8 79H10V78H8V76L5 78H3L4 80L5 79H7V80H5V82L2 80L1 81V83H0V88H2L3 89V87H4V89L5 90H7V89H9L10 87L12 88V89H17V88H13V86H7L9 83H7V82H10L11 84H17L18 82L17 81H19V79H21V81H23V79L26 77V79H28V77H31L30 75H33V76H35V75H38V72H41V73H45V72H47V71H49L50 69H51V67H52V65H53V67L55 68H57L59 71H61V69H62V66H63V68H64V65L62 64V62H63V60L61 59V61H55V60H60L59 58H61L60 56H62V55H60L59 54V52L61 51V53L63 54V55H65V58H64V56H63V58H64V61L67 59V58H69V57H66V50L65 49H68L67 51L69 52V53H67V55L69 54L70 55V57L71 56H74V57H77L76 55H78V54H81L82 56L83 55H85V53H86V55H88V56H81V58H83L84 59V62H83V64L81 65V66H75V67H72V66H70V70H69V66H68V64L67 63H69V62H71V63H74V61H76L75 59H72L73 57H71V58H69L70 59V61L68 62L67 60H66V62H63L64 64H65V66H66V64H67V70H69L70 71V73H71V75L72 74H74L75 76H77L78 78L76 79V77L74 78V75H73V79H72V77L70 76L69 77V74L70 73H68L67 71H66V73H64L65 72V70H66V67L64 68V70H63V73H62V71L61 72H58V70L56 71V69L54 70V68L52 67V69L51 70H54V71H56L57 73H59L60 75H61V77L62 78H59L60 76H59V74H57L56 73V76L58 75V77H56V78H59L60 79V81H59V83H57L59 86H60V84L61 85H64L63 84V82L62 81H64L65 80V78H66V76H68V78L69 79H71L69 82H70V84H68L69 82H67V81H65L64 83H67L69 86H71L72 84V86H74V88H72L73 90H75L76 89V92H77V94L79 95V93H85V95L87 96V92L86 91H84L83 92V90H82V92H80V91H78V89H77V87H79L78 85H76L75 86V84H80V86L82 87V86H86V88H88L87 86H89V90L90 91H88V89H87V91H88V93H89V95H91V96H95L96 94H98L99 95V97L101 98L102 96H103V102L104 103H98L97 101H95V100H93L94 102V104L96 105H98V106H95L92 102H91V108H90V104L88 105L87 103V105L89 106V109H92V110H88V111H91L90 113V115H93V117H94V114H96L95 115V117L96 118H93L92 117V121L93 120H96L97 118V120L96 121H94L95 122V124H94V122H93V124H91L92 126H87V124H86V126L87 127H89L91 130H89L88 129V131L87 132H85L87 129H84V127H83V129L85 130L84 131V133H85V135L83 136V137H81V140L83 141H81L80 142V146L77 148L76 147V149H72V147L73 148H75L74 146H72L74 143H72L73 141H76V140H74L73 139V141L72 142H69V140H71V139H69L71 136H67V138H68V140L66 139V135H68L67 133H72V132H74L73 130L74 129H72L71 127L75 124V122H76V125H74V127L76 128V127H78L77 125V123H79V126L82 128V120H81V122L79 121V122H77V121H75V119H77L79 116L78 115H76L77 116V118H71V115H74L75 116V110L76 109H74V107H73V109H74V114H72L73 113V111H70V109L71 110H73L72 109V104H68V105H70V109H69V107H68V105L66 106L65 105V103H63L62 105H63V107L62 106H58V107H61V110H62V108H65L66 109V107H67V109H66V111L67 112H69V114L67 113V115H69V118L71 119L70 120V122L72 123L73 121H75V122H73L72 124V126L70 125V122H69V125H68V121H66L65 122V120L63 121L61 118H63L66 114V112L65 111H61L60 110V108H58V111H57V104H55V106L54 107H52L51 106V109L53 108V110H51V109H49L48 108V106H47V102H45L47 99H49V104L48 105H50L51 103H50V101L51 102H53V100L55 99L56 100V98H57V96L59 97L60 95H58V93H60V91L59 90H57L58 91V93H57V96H56V98L54 97L53 98V100H51L52 99V97H50L51 95H47V96H49L50 98H45L46 100L44 101L43 99H44V97L46 96H44V97H41V99H40V101L41 100H43V103H38V102H40V101H37V103L35 102V100L33 101L34 103H32V101H31V99L33 100V99H36L35 98V96H31L32 98L29 100L31 103H29V105L31 104V106L34 104V106H35V108L38 106L37 104H39L40 105V107L38 108L39 110L37 111V112H40V114L42 115V113H43V115H42V118L41 119H43V116H46V114L44 113L45 111H44V108L45 107H47L46 109H49V111H55V112H58V113H55V112H53V114H54V116H56V114H58V115H60L61 114V112H63L65 115L62 117V115H63V113H62V115H61V118H59L60 116H58V117H56V118H58V120L56 121V118H55V121H53L52 119L50 120V122H52L53 123V127H57V125H58V123H60L59 124V126H60V128L59 129H56V130H59L60 131V129H62V128H65L64 126H68L69 128L67 129V130H70V129H72V131H68L67 132V130H66V132L65 131H62L63 132V134H60L59 132H57L53 127H52V125H51V127L55 130H53L52 128L50 129V125L49 126H47L48 124H50L49 123V121H46L45 120V118H44V120L47 122V124H46V126L48 127H45L44 125H43V127L46 129V130H48L49 131V129H50V131L52 132V133H50V131H49V133L50 134H48V135H56V133L55 132H57V138L55 137V139H56V141H57V139H59L58 138V135L60 134V136L61 135H63L64 136V134H65V140H67L66 141V146H65V148L63 147V146H61V144L59 145V142L60 143H62V145H64V141H63V137L62 138H60L57 142H58V144L56 145V143L57 142H52V136H48V139L46 138V140H49L50 138H51V142H49V141H46L47 143L49 142L50 144V146H49V148L51 147V144L53 145V146H55V148H57V147H59V146H61V148L63 147L64 149H62V151L63 150H65V149H67L68 148V153H65L64 152V154L65 155H67V156H65V158H64V156L63 155H61V157H63V160L61 159L60 161H64L65 163H62L61 164V162H59V159H58V161L55 159V158H53V160L55 161V163H56V167H57V165H59V166H61V167H65V165H66V167H68V168H64V170H62V172H58L59 171V169H57V170H55V172H53V171H51L49 174H48V172H46L48 175H46V178H44V177H42V175H44V174H41L42 173V170H40L39 171V173L41 174L39 177L38 176H36L37 175V173L36 174H34L35 176L33 177L35 180H36V178H38L37 179V184H36V182H34V180L33 181H31V183L32 182H34V183H32L33 185L32 186H36L35 188L34 187H32L31 186V183H29L28 182V180H27V175L25 174V176H26V178L24 177V176H22V175H24L23 173H26L27 172V174H29L28 173V171H31V173H34V171L38 168L39 169V167H40V169L43 167V168H45V170H46V166L44 167V159L42 160H40V157L43 155L42 154V151L44 150L41 146V144H44V143H46L45 141H44V138H43V143H39V145H38V147H40V148H42L43 150L41 151V149H38V151L41 153V156L39 157V154H38V156H37V158L39 159H37V158H33V157H35L33 154H35V152H36V148H35V151L34 152H32V160H33V162H34V160H38V162H40V164H36L35 163V165H37V167L32 163V165H34L35 166V168H34V166L32 167L31 165H29L30 163V161L32 162V160H30V161H27L28 159H25L26 158V156H25V154L27 155H29L30 156V154H31V151L33 150H29V151H26L25 152V154L24 153H22V154H17V153H14V154H11V157L12 158H14L15 159V157L16 156H14V155H18L17 156V158L15 159V160H13L14 162V164H15V166L14 165H12L11 167L12 168H14V170L11 168V167H9L8 166V164L6 165V163L5 162H11V161H7V158L5 157V156H3V157H5L6 158V160H4L3 158V160L5 161H1L0 162V164L1 163H3V164H5L4 165V167H2L3 166V164H1V167H2V170H4L5 168V171H7L8 169H7V166L9 167V169L11 168V170H13V171H15V174H13V175H16V178L18 177V181H17V183L18 182H20V183H18L17 184V186L19 185V184H21V182H22V186H21V189H19L18 187H16L15 185V183H12L13 181L14 182H16V180H14V177L15 176H12L13 177V180L11 179V178H9L10 179V181H11V183L12 184H15L14 186H13V188L14 187H16V191L15 192H21L22 190V192H25V193H27L26 191L28 190V192L31 194V195H29L30 196V198L31 199H33V202H35L34 201V199L36 200V199H38L37 200V202L39 201V204L41 205V207L39 206V207H37L38 209V211H40V213H43L42 215L44 216V214H45V210H47V211H49V213H47V211H46V213L48 214L47 215V217L46 216H44L45 217V224L46 225H48V227L50 228V229H52V231H54V229L53 228H55V231H54V235H53V232L47 227V226H45V227H47L46 229L48 230H46L47 232H49L50 231V233L49 234H52V238H53V236L55 237L56 236V238H53V239H56L55 240V244H51V241L53 240L52 238H51V240L49 241V245H53L54 247H56L55 245H56V243H57V248H54L53 246H52V248H54V250H52L51 249V251L53 252V253H55L56 252V250H57V255H56V258H57V264H59L60 262V264H63L62 262V260H64V258H66V256H67V252L66 251H68L66 248H68L67 246L69 245L70 246V242H71V240H70V235H71V233H69V235H67L68 234V227H71V223H70V218L71 217H73L74 215H76V214H78V213H80V211H81V209H82V207H84V204H85V208H84V210H85V212H87L88 210H90L89 212L90 213H92L93 214V212H91V211H93L92 209H95L96 207H99V205L98 204H100V208H101V210L98 208H96L95 210H94V213H97V211H98V213L100 212V215L102 214H109L110 213V211H113V210H115V209H111V207H112V201H110L111 199H112V197H113V195H114V193H113V195H112V193L111 194H108V198H107V200H109L110 198H109V195L111 196V199L109 200L110 202H108L109 204L108 205H105V207L103 206L102 207V204H104V203H102L101 204V199L103 200V201H105L106 199H103V197L105 196H103V194H104V192H105V194L106 193H108L107 191H109V189L108 188H110V190H112L111 189V187H113L114 185H111V187H110V184H109V186L108 185H105V184H103L102 183V177L103 176H101V174H102V172H104V173H106V172H109L107 175H105V176H111L110 175V173H111V170L109 169V167H112V165L113 164H115V165H113V167L112 168H114V167H117V165H118V160H119V157H117L116 155L115 156H113L114 154H112V155H109V154H111V153H109L108 151H110L112 148L114 149L115 147V144H116V148L118 147V148H120V146H121V150H123L124 151V149H128V152L124 155V156H127V158H130V157H128L129 156V153H130V155H132V156H134L135 158H131V159H133V160H131L130 162H132V161H136V160H139L138 162L143 166V165H145V167H146V170H145V168H144V170H143V167L142 166H139V163H137V168H138V170L139 169H142V170H139V171H141V172H147V169L148 168H150V163H152V161H149V158H148V161H147V156H146V153H145V150H146V148H147V141H146V138L147 137H145V136H143L142 137V135L138 132V131H136V128L135 127H137V122L135 123L133 120H131V121H133V123H135V124H133L132 122L129 124V123H125L124 122V118L122 117V116H119V115H117V116H115L114 118H112V116H107V114L106 115H104V113L102 112V107H103V105L106 103V102H109V101H111V102H113L114 100H115V96H120V97H122L126 92H122L123 90L124 91H128V89H132V90H134V88H135V85L137 86L136 88H138V85H137V78H132V81H127V83H126V81L124 80L125 78H119V79H117L116 77V79L114 80V79H112L111 80V82L110 83H107V84H110V85H112L111 86V88H112V92L111 93H108V92H110L109 91V85H107L106 87H107V89H106V87H105V85H106V83L102 80V77L103 76H99L100 75V73H102V74H106L105 73V70L102 72V70L101 69H99V71H98V69L96 68V63H94V61H92V59L93 60H95V62H97V59H95L96 57V54L98 53V52H100V51H103L104 49H106L107 47H106V45L104 46L105 48H103V50L102 49H100V48H102L103 47V45L105 44V43H109V41H108V39H105V38H107L108 37V34H106V32L105 31H107V33H108V28L106 29V26L105 25H109L110 24V29H111V31H112V33H114V29L115 28H117L118 26L119 27H123L124 25L125 26H127V29L128 30H130V31H133V36H137V37H140V35L142 34V33H145L146 34V36H148V40L146 41V42H143L140 38L138 39V43L140 44V45H142L143 43H145L146 45H147V47H146V49H148V53L150 52V53H156V54H158V58H161L162 57V60H163V63L162 64H160L159 66L162 68V75H161V78L163 79L162 81H163V83H162V81L160 80V85L162 86L163 85V88H161V90H163V92H161L160 94H161V96H160V94L158 93L159 91H156V90H154L155 91V93H154V91H151V93L149 94V96L150 97H152L153 96V100H154V102H155V104H154V102L153 103H148L149 104V107H151L150 108V110H151V113L152 112H161V114H164V115H166V117L170 114L169 113V109L168 108H171V105H173V106H175V107H182V106H184V107H186V104H182L183 103V101H185V103H186V100H187V103L189 104V106L190 107H193L194 105H195V103H196V106L198 107V109L200 110V107H202L201 109H202V111L200 112L199 111V113H200V115L202 116V114H206V113H208L206 116H208L210 119H213V120H215V119H217V115H218V113L216 112V110H215V105H216V102H215V100H216V98H217V96H218V100H220V101H224V97L225 96H231V94L230 93H225L224 92V94L222 95V97L223 98H221L220 99V95H214V93H216L217 94V92L215 91L216 89H217V87L218 88H221V86H223L224 84L225 85H228V84H230V85H233L234 83H235V79L237 78V76L238 75H240V72H241V66L238 64V62H241L242 63V61H241V59L240 58H242V55L244 56V54H245V52H246V49H245V44H244V46H242L243 45V38H242V35H244V33H245V30H244V28H245V26H246V20L247 21H249V18L251 19V20H254L252 17H249V15L247 16V14L245 13V11L243 10L244 9V4H239V5H237L238 3L236 2H234L233 3V1L234 0H142V2H141V0H138V2L136 3V1L135 0H133V1H129V0H127V1H129V2H125L124 0H121L122 2H120V0H119V2H118V4L113 0H105V1H107L106 3H108L109 1L111 2L112 1V3L114 2L115 4H113V8L111 7L109 10L111 11V9H113V11H112V15H109L110 14V12L108 11L107 12V14L109 15V17L106 15V13H104L105 14V18L106 17H108L107 19L108 20H106V19H104V18H102L101 16H102V13H98V11H97V17L95 16V21L98 23V20H99V18L98 17H101V20H104V21H102V23H104L105 25V28H104V26L103 25H101V24H99L100 25V27H102V28H99V30H97L96 28H98V26L95 28V26L96 25H94V24H97L96 22L93 24V21H91V20H93V19H87V18H89V15L87 16V13H84V17H83V15H79L78 13H80L79 11H77V9L75 10L74 9V4L75 3H77L76 1H75V3H74V1L72 2ZM81 2H83V4H86V2L85 1H83V0H80ZM89 1V0H88ZM104 1V2H105ZM135 1V2H134ZM217 1H219V2H217ZM225 1V2H224ZM232 1V2H231ZM246 1V0H245ZM3 2V3H2ZM44 2V3H45ZM65 2H67V3H65ZM72 3V5H73V8H70L71 7V3ZM85 2V3H84ZM124 2V3H123ZM223 2H224V6H223ZM8 4V7H7V5H5V4ZM20 3V4H19ZM42 3V2H41ZM44 3H42L43 5H45V7H47L46 6V4H44ZM55 4V6L53 5V4ZM67 4V6L65 5V4ZM127 3V4H126ZM138 4V5H136V4ZM142 3V5H140L139 6V4H141ZM143 3H144V6H143ZM217 3H219L218 5L220 6H218L217 5ZM222 3V4H221ZM2 4V5H1ZM12 4V5H11ZM40 4V3H39ZM39 4H36V5H39ZM68 4H70L69 6H68ZM79 4H81V3H79ZM79 4H77L76 5V7L77 8H79ZM95 4V3H94ZM148 4V5H147ZM215 4V5H214ZM53 5V6H52ZM109 5H112L111 3L109 4ZM127 5V6H126ZM233 5V6H232ZM20 7L21 9H24L23 11L22 10H20V8H19V10L20 11H15L14 12V10H16V7ZM42 6V5H41ZM86 6V5H85ZM87 6H88V2H87ZM141 6H142V8H141ZM146 6H147V8H146ZM218 6V7H217ZM18 7H17V10H18ZM23 7V8H22ZM43 7V6H42ZM75 7V8H76ZM84 7V6H83ZM233 7V8H232ZM1 8V7H0ZM44 8V7H43ZM58 8V9H57ZM80 8H81V5H80ZM225 8V9H224ZM228 8V9H227ZM235 8V9H234ZM81 9H84V8H81ZM144 9H146V10H144ZM218 9L220 10V11H218ZM227 9V10H226ZM12 10V11H11ZM36 10V11H38V12H34V11ZM40 10H42L43 12H40ZM57 10H60V11H57ZM63 10V11H62ZM69 10V11H68ZM223 10V11H222ZM228 12V10L230 11L228 14H226L227 12ZM1 11H2V9H1ZM29 11V12H28ZM44 11H45V13H44ZM72 11H73V13H76V12H78L77 13V19H76V16L72 13ZM81 11V10H80ZM89 11V10H88ZM141 11L143 12V13H141ZM153 11V12H152ZM3 12V11H2ZM1 12V13H2ZM8 12V13H9ZM26 12H24L25 13V15H26ZM31 12V13H30ZM33 12V13H32ZM60 12H62V13H60ZM65 12V13H64ZM69 12H70V14H69ZM83 12H87V10L85 11H83ZM225 12V13H224ZM1 13H0V15H1ZM68 13V14H67ZM96 13V12H95ZM4 14H6L5 13V11H4ZM19 14H17V17H20L21 15H19ZM70 15V16H66V15ZM86 14V15H85ZM103 14V15H104ZM143 14V15H142ZM8 15V14H7ZM7 15L6 16H4L5 18H2L3 16H1L0 17V19H6V18H10V16H8L7 17ZM11 15V14H10ZM23 15V14H22ZM43 15V16H44ZM101 15V16H100ZM153 15V17L152 18H150L151 16ZM11 16V17H12ZM27 16H25V17H27ZM59 16V17H58ZM157 16H159V19H161L162 18V20L161 21H156V20H154V18H156ZM32 17V16H31ZM49 17V16H48ZM49 18V23L51 22V20H52V18ZM68 17V18H67ZM73 17H75V18H73ZM87 17V18H86ZM13 18V17H12ZM12 18H10V20L8 19V21H10L11 22V20H13ZM22 18H24V16L22 17ZM54 18V19H55ZM65 18V19H64ZM69 18H73V19H69ZM81 18H84V19H87V20H83V19H81ZM139 18V22L141 23H137V21H136V19H138ZM145 18V19H144ZM21 18H17V20H20ZM27 19V18H26ZM25 18L24 19H22V21H23V25H26V24H29L30 25V22L28 23L27 22V20H26ZM31 19H34V18H31ZM46 19V20H45ZM66 19H69V21H70V25L71 26H73L74 24H76V22L75 21H77L78 22V20H80L81 22H83L82 24H81V22H79V26H77L78 28L77 29H79L78 30V32H76V27H75V25L73 26V27H71L70 25H69V27L67 26L68 24H66L67 22H69L68 20H67V22L65 23V21H66ZM76 19V20H75ZM152 19V20H151ZM236 19V20H235ZM29 20H30V17H29ZM64 20V21H63ZM74 20V21H73ZM228 20H233L232 22L231 21H228ZM6 22H8L7 20H5ZM5 21L3 20V25L4 24H6L5 23ZM22 21L20 20V22L21 23H19L18 22V24H20V25H22ZM52 21H54V20H52ZM87 21H91V22H89V23H91V24H93V25H91V27L92 26H94V27H92V28H95V29H93V31L94 32H98V31H100L99 33H95V36H94V32H92V29H89V28H91V27H89L88 25H90V24H88V23H86ZM0 22L2 23V21L0 20ZM25 22H26V24H25ZM72 22V23H71ZM85 22V23H84ZM12 23V22H11ZM10 23V24H11ZM14 23H15V21H14ZM14 23H12L11 24V26L14 24ZM36 23V22H35ZM59 25H58V24ZM74 23V24H73ZM100 23H101V21H100ZM234 23V24H233ZM244 23H245V25H244ZM63 24V25H62ZM87 25L86 27H84V26H82V25ZM7 25H8V23H7ZM15 25H16V23H15ZM32 25H34L33 23H31V25H30V27H32ZM39 25V24H38ZM65 25H66V27H65ZM82 27H81V26ZM239 25V26H238ZM1 27H2V25H0ZM28 25H26V26H24V28H25V30H26V27H27ZM35 26V25H34ZM8 27H10L9 25H8ZM13 27V28H12ZM11 28L13 29L12 31H16V35H14V36H20V37H27L28 38V36H30L33 32H35V31H37V29H38V27L37 26H35L34 27V29L36 28V30L35 31H32V33H31V31L29 32L30 33V35H26L24 32H25V30L23 29V26L21 27V29H23L24 30V32L19 28H17L18 30H16V26H12ZM20 27V26H19ZM30 27H27V33H28V28H30ZM79 27H81V28H79ZM88 27V28H87ZM118 27V28H119ZM238 27H241V28H238ZM10 28V29H11ZM42 28V29H43ZM64 29L65 28V30L66 31H68V32H66V31H61L60 29ZM72 28H75V32H76V34H77V36H78V34L80 33V30H81V33L79 34V36L78 37H82V38H84V36H87V37H85L84 39H82L81 37L80 38H78L76 35H75V33L72 31L73 29ZM236 28V29H235ZM31 30H32V28H30ZM67 29H69L70 31H72L73 32V34L71 33V35H68V34H70L69 32V30H67ZM87 29V30H86ZM89 29V30H88ZM100 29H105V31L103 30V31H101ZM87 32H85V31ZM90 30H91V32H90ZM238 30V31H237ZM6 31H9V30H6ZM11 31V30H10ZM11 31V32H12ZM20 31H21V33H20ZM44 31V32H43ZM58 31L61 33L62 32V34H58ZM84 31V32H83ZM40 32V33H39ZM42 32V33H41ZM46 32V33H45ZM57 32V33H56ZM63 32H65V33H63ZM103 32V33H102ZM105 32V33H104ZM6 33V32H5ZM22 33L23 34H25V35H23L22 36ZM66 33H67V36H66ZM86 33V34H85ZM240 33V34H239ZM243 33V34H242ZM83 34V35H82ZM85 34V35H84ZM98 34V35H97ZM99 34H102V35H99ZM60 35H61V38H60ZM107 35V36H106ZM13 36V37H14ZM45 36V37H44ZM49 36V37H48ZM51 36V37H50ZM53 36H55V37H53ZM57 36H58V38H60V41H59V39L57 38ZM1 37V36H0ZM49 39H48V38ZM66 37H67V39H66ZM76 37H77V40L75 41V39H76ZM99 37H101V39L99 38ZM18 37H16V39H17ZM22 38H20V39H22ZM27 38H23V39H27ZM30 38V37H29ZM43 38H45V39H43ZM46 38H47V40H46ZM75 38V39H74ZM87 38V42H85V39ZM147 38V37H146ZM242 38V39H241ZM14 39V38H13ZM16 39H14V41L16 40ZM20 39H19V41H20ZM89 39V40H88ZM93 39H94V42H93ZM18 40V39H17ZM16 40V41H17ZM38 40V42H36ZM40 40H41V42H45V43H41L40 42ZM43 40V41H42ZM47 42H46V41ZM84 41L83 43L86 45V47L85 46H83L84 44L81 42V41ZM91 40V43H90V45H89V42L88 41H90ZM102 40V41H101ZM105 40V41H104ZM106 40L108 41V42H106ZM14 41H12V42H14ZM15 41V42H16ZM27 41V40H26ZM30 41V42H29ZM68 41V42H69ZM95 41H97V44H95L96 42ZM102 42V43H99V42ZM11 42V41H10ZM40 42V43H39ZM62 42V41H61ZM76 42V43H75ZM103 42H105V43H103ZM22 43H24V40H23V42ZM21 43V44H22ZM39 43V44H38ZM50 43V44H49ZM51 43H52V45H51ZM99 43V44H98ZM9 44V43H8ZM11 44V43H10ZM14 44V43H13ZM13 44H11V45H13ZM17 44H20V43H16L15 45H17ZM48 46H47V45ZM55 44V45H54ZM82 45V46H80V45ZM94 44V45H93ZM33 45V44H32ZM40 45V46H39ZM43 45V47L46 45L47 47H48V50H47V47L45 46V51L44 50H41L43 47H41ZM49 45L51 46V47H49ZM79 45V46H78ZM5 46V47H6ZM23 46H26V44L25 45H23ZM107 46H108V44H107ZM12 47H14V45L12 46ZM27 47V46H26ZM28 47H29V45H28ZM11 48V47H10ZM83 48V49H82ZM6 49V48H5ZM15 49V48H14ZM13 49V50H14ZM24 48L22 47V50H23ZM56 49H58V47L56 48ZM153 50V51H150V50ZM245 49V50H244ZM9 50H11V49H9ZM26 50V49H25ZM24 50V51H25ZM28 51H30L31 53H32V51L30 50V49H27ZM55 50V49H54ZM99 50V51H98ZM229 50H232L233 52L230 54L231 56H230V58L232 59V61L234 62H232V64L229 66H227V68L226 69H224L225 67H226V65L223 67V64H224V62H225V58H224V56L228 53V51ZM6 51V50H5ZM20 51V50H19ZM64 51V52H63ZM72 51V52H71ZM81 51H83V52H81ZM10 52V51H9ZM8 52V53H9ZM40 53V52H38V54L40 53V54H42V56L41 57H43L45 54L44 53ZM66 52V53H65ZM76 52V53H75ZM81 52V53H80ZM7 53V54H8ZM19 52H17V54H18ZM20 53H22V55H23V51H21ZM53 53V54H52ZM56 53L58 54L57 56H59V58L58 59H56V57L54 58V54L56 55ZM65 53V54H64ZM153 53V54H154ZM29 53H27V55H28ZM39 54V55H40ZM71 54H74V55H71ZM156 54L154 55V57L156 56ZM19 55H21V54H19ZM68 55V56H69ZM234 55H236V56H234ZM15 56V57H16ZM51 56H53V58L55 59H52V57ZM109 56V55H108ZM107 56V57H108ZM111 56L112 55H110V57H108L107 58V62H108V60H109V58H111ZM115 57L117 56V55H114ZM113 56V57H114ZM16 57V58H17ZM25 57V58H24ZM78 57H79V55H78ZM84 57H88L87 59L86 58H84ZM92 59H91V58ZM112 57V59H114V61H115V59L116 58H118V59H120V56L118 57H116V58H113ZM240 57V58H239ZM24 58V59H23ZM239 59L238 61H234L235 59ZM0 59V60H1ZM34 59V60H33ZM36 59V60H35ZM52 59V60H51ZM68 59V60H69ZM72 59V60H71ZM76 59H79V58H76ZM117 59V60H118ZM24 60V61H23ZM41 60V61H40ZM49 60H50V62H49ZM53 60H54V62H53ZM74 60V61H73ZM106 61V57H104L103 59H100V61L102 62V63H104V61ZM3 61H2V63H3ZM6 61V62H7ZM38 61V62H37ZM100 61H98V62H100ZM113 61V60H112ZM6 62H4V64L3 65H5V63ZM22 62V64H20L19 65V63H21ZM23 62H25V65H29L30 64V67H25V66H23L24 64H23ZM37 62V63H36ZM46 62V63H45ZM56 62L58 63V64H56ZM59 62H61V63H59ZM111 61H109V63H110ZM154 62H156V61H154ZM236 62V63H235ZM1 63V62H0ZM1 63V64H2ZM27 63V64H26ZM41 63V64H40ZM101 63V64H102ZM227 63H229V61L227 60ZM0 64V65H1ZM7 64V63H6ZM33 66H32V65ZM39 64V65H38ZM46 64V65H45ZM61 65V67H59L58 65ZM70 64V63H69ZM88 64V65H87ZM99 64V63H98ZM101 64H99V65H101ZM234 64V65H233ZM18 65V66H17ZM40 65L42 66L41 68H40ZM58 67H57V66ZM113 65V63L111 62V64H110V66H112ZM238 65H239V67H238ZM32 66V67H31ZM35 66H37V67H35ZM47 66V67H46ZM49 66V67H48ZM4 67V68H3ZM18 67V68H17ZM24 67V68H23ZM33 67H34V69H33ZM80 67V68H79ZM90 67H92V68H90ZM156 67V66H155ZM10 68V69H9ZM11 68H12V70H11ZM21 70H20V69ZM44 68V69H43ZM48 68H50L49 70H48ZM72 68H73V70H74V73H73V71H72ZM23 69H24V71L26 70L27 72L25 73L24 71H23ZM33 69V70H32ZM46 69V70H45ZM78 69V71H76V70ZM21 71L20 72V74H18L19 73V71ZM31 70V71H30ZM37 71V73L35 72V71ZM42 70H45V72L44 71H42ZM79 70H81V72L79 71ZM96 70V71H95ZM5 73H4V72ZM7 71V72H6ZM10 73H9V72ZM91 71H93V72H91ZM3 72V73H2ZM15 74V76H16V78H15V76H13L14 74ZM18 72V73H17ZM24 74H23V73ZM90 72H91V74H90ZM96 72H99L98 73V75H97V73ZM22 73V74H21ZM35 73V74H34ZM80 73H82V74H80ZM11 74V75H10ZM30 74V75H29ZM64 74H66V76H64ZM83 75V77L82 76H78V75ZM88 74H90V75H88ZM93 74H94V76H93ZM85 75V76H84ZM96 75V76H95ZM235 75V76H234ZM14 78H13V77ZM18 76L20 77V78H18ZM28 76V77H27ZM98 76V77H97ZM223 76V77H222ZM82 77V78H81ZM85 77V78H84ZM126 77V76H125ZM219 77H222V78H219ZM17 78H18V80H17ZM32 78V77H31ZM64 78V79H63ZM68 78H66V80L68 79ZM90 80H89V79ZM230 78H231V80L232 81H230ZM233 78V79H232ZM15 79L17 80L15 83H14V81H15ZM30 79V78H29ZM68 79V80H69ZM80 79V80H79ZM88 79V83L87 82H85V80H87ZM227 79L229 80L228 82H227ZM14 80V81H13ZM25 80V79H24ZM56 81H58V79H55ZM82 80V81H81ZM94 82H93V81ZM98 80H101V81H103V82H99ZM7 81V82H6ZM28 81V80H27ZM109 81V80H108ZM216 81H217V83H216ZM220 81V82H219ZM226 82V83H223V82ZM3 82V83H2ZM23 82H25L26 83V81H23ZM21 83V84H25V83ZM97 82V83H96ZM117 82V83H116ZM5 83V84H4ZM7 83V84H6ZM75 83V84H74ZM117 84V87H116V85L115 84ZM128 83H130V84H128ZM133 83H136V84H133ZM231 83H233V84H231ZM10 84V85H11ZM20 84V81H19V84L18 85H21ZM83 84V85H82ZM90 84H96V85H90ZM98 84V85H97ZM132 84V85H131ZM4 85V86H3ZM5 85L7 86V87H5ZM22 85V86H23ZM213 85V86H212ZM216 85H217V87H216ZM220 85V86H219ZM1 86H3V87H1ZM17 86V85H16ZM15 86V87H16ZM68 86V87H69ZM95 86H97V87H95ZM115 86V87H114ZM129 86V87H128ZM9 87V88H8ZM18 87V86H17ZM58 87V86H57ZM62 87V90H64L63 89V86H61ZM66 87H67V85H66ZM67 87V88H68ZM92 87H94L95 89L94 90H92ZM128 87V88H127ZM215 87V88H214ZM7 88V89H6ZM22 88V87H21ZM19 88L20 90H19V92L21 91V93L23 92V96H24V92L25 91H23L24 90V88ZM67 88H66V90H67ZM84 88V90L86 89L85 87H83ZM102 89V91L101 90H99V89ZM115 88V89H114ZM3 89V90H4ZM57 89H59V88H57ZM61 89V88H60ZM72 89H70L69 88V90H72ZM82 89V88H81ZM117 89V90H116ZM46 90V89H45ZM61 90V92H63ZM44 91V90H43ZM47 91H49V90H47ZM96 91V92H95ZM114 91V92H113ZM214 91V92H213ZM72 92V91H71ZM75 92V91H74ZM79 92V93H78ZM93 92H95V93H93ZM104 92V93H103ZM107 92V96H106V93ZM16 93V92H15ZM17 93H18V91H17ZM114 93V94H113ZM158 93V94H157ZM192 93V94H191ZM195 95H194V94ZM44 94V92L43 93H40V95H43ZM46 94V93H45ZM111 94V95H110ZM206 94V95H205ZM210 96H208V95ZM63 95H65V93L63 94ZM63 95H61V96H63ZM88 95V98L90 99V96ZM193 97V96H195L194 97V101L195 102H192L189 98H192L191 96ZM86 96H84V97H86ZM109 96V97H108ZM112 96V97H111ZM190 96V97H189ZM205 98H204V97ZM212 96V97H211ZM216 96V97H215ZM83 97V96H82ZM83 97V98H84ZM189 97V98H188ZM40 98V97H39ZM38 98V99H39ZM43 98V99H42ZM87 98V97H86ZM93 98V97H92ZM104 98H105V101H104ZM185 98H186V100H185ZM197 98V99H196ZM213 98V99H212ZM37 99V100H38ZM95 99V98H94ZM180 99V100H179ZM193 99V98H192ZM215 99V100H214ZM54 100V101H55ZM57 100H60V99H57ZM56 100V101H57ZM74 100H77V99H74ZM82 100V99H81ZM101 100H102V98H101ZM107 100V101H106ZM200 101V103L198 102V104H197V101ZM210 100V101H209ZM56 101H55V103H56ZM86 101H88L87 99H86ZM92 101V100H91ZM189 101H191V103H189ZM204 101H206L205 103H203ZM42 102V101H41ZM59 102V101H58ZM85 102V101H84ZM89 102V101H88ZM174 102H180L179 104H181V106H179V104H178V106L177 105H175L176 103H174ZM182 102V103H181ZM213 102V103H212ZM61 103L62 102H60V105H61ZM173 103V104H172ZM194 103V104H193ZM208 103V104H207ZM214 103H215V105H214ZM220 103V104H219ZM44 104H46L45 106H43L42 107V105H44ZM52 104H54V103H52ZM148 104L145 106V108H144V110H146L147 109V107H148ZM191 104V105H190ZM200 104V105H199ZM202 104H203V106H202ZM212 104L214 105V106H212ZM222 104L223 105H225L224 104V102L222 103V102H218V105H220V106H222ZM37 105V106H36ZM74 105V104H73ZM154 105H157V106H154ZM193 105V106H192ZM34 106L33 107H31L32 109H34ZM66 106V107H65ZM94 106V107H93ZM159 106V107H158ZM188 106V105H187ZM195 106V107H196ZM200 106V107H199ZM212 106V107H211ZM29 107V106H28ZM43 108V110L42 109H40V108ZM56 107V108H55ZM78 107V106H77ZM77 107H75V108H77ZM194 107V108H195ZM211 107V108H210ZM55 108V109H54ZM93 108H95L97 111L95 112V110L93 109ZM187 108V107H186ZM206 108V109H205ZM65 109H63V110H65ZM78 109V108H77ZM168 110V111H165V110ZM197 109V108H196ZM197 109V110H198ZM208 109H212L211 111L209 110V111H206V110H208ZM35 110V109H34ZM37 110V109H36ZM60 110V111H59ZM69 110V111H68ZM79 110H81V107L79 106ZM87 110V109H86ZM205 112H204V111ZM1 111H2V113H4V114H6L7 115V111L9 112L10 110H6V108H5V110H3V109H1ZM1 111H0V113H1ZM4 111V112H3ZM6 111V112H5ZM41 111H43V112H41ZM49 111H47L46 113L48 114H50V115H47L46 116V119L47 120H49V117L51 118V117H54L53 115H52V113L51 112H49ZM85 111V110H84ZM71 112V113H70ZM77 112H79V111H77ZM94 112V113H93ZM100 112H102V113H100ZM216 114V117L212 114ZM79 113H81V112H79ZM78 113V114H79ZM86 113H89V112H86ZM99 113V114H98ZM211 113V114H210ZM4 114H2L4 117H5V119H6V115H4ZM45 114V115H44ZM71 114V115H70ZM197 114H198V112H197ZM41 115H40V117H41ZM65 116V117H68V116ZM86 114H84V116H85ZM99 115V116H98ZM100 115H101V117H100ZM157 115V113H154V115L153 116H156ZM211 115V116H210ZM212 115H213V117H212ZM8 116H10V114H8ZM39 116V115H38ZM49 116V117H48ZM75 116V117H76ZM81 116V115H80ZM88 116H89V114H88ZM103 116V117H102ZM201 116H199V114L197 115V118H196V120L198 121V119L201 117ZM219 116V115H218ZM11 117V116H10ZM64 117V118H65ZM82 117V116H81ZM90 118H91V116H89ZM8 118V117H7ZM90 118H88V121H86L85 119H86V117H84V119H83V124H85V122H90V123H92V121H91V119ZM154 118H156V117H154ZM82 119V118H81ZM60 120V121H59ZM69 120V119H68ZM73 120V121H72ZM90 120V121H89ZM152 120H154V119H152ZM43 121V120H42ZM41 121V122H42ZM59 121V122H58ZM115 121V122H114ZM117 121V122H116ZM139 121V120H138ZM155 121L156 122H159L158 121V119H155ZM45 122V123H46ZM58 122V123H57ZM62 122V123H61ZM42 123H44V122H42ZM51 123V124H52ZM63 123H65L64 125H63ZM54 124H57L56 126L54 125ZM61 124H62V126L63 127H61ZM82 126H81V125ZM101 124V125H100ZM118 124V125H117ZM158 125V123L156 124V123H152V125ZM151 125V126H152ZM71 126V127H70ZM96 127V129H95V127ZM115 126V127H114ZM133 127V130H132V127ZM73 127V128H74ZM86 127V128H87ZM123 127V128H122ZM129 127V128H128ZM98 128H99V130H98ZM107 128V129H106ZM66 129V128H65ZM64 129V130H65ZM82 129V130H83ZM95 131H94V130ZM113 129V130H112ZM24 130L26 131V132H24ZM29 130V131H28ZM79 129H77L76 128V132L78 131ZM82 130L80 131V133H79V131H78V133L79 134H81V132H82ZM101 130V131H100ZM128 131V133H126L127 131ZM22 131L24 132V138L26 139H28V137H30V135H32L31 133H33V131L32 132H30L31 130H30V128H23L22 129ZM53 131H54V134H53ZM92 133H91V132ZM99 131H100V134H99ZM137 132V133H134V132ZM30 132V133H29ZM42 132H44V131H41V133ZM98 132V133H97ZM115 132V133H114ZM40 133V132H39ZM39 133H38V135H39ZM40 133V134H41ZM75 133V132H74ZM89 133H91V134H93V135H91V134H89ZM130 133H131V135H130ZM28 134V135H27ZM45 134H47L46 132H45ZM77 133H75V135H76ZM89 134V135H88ZM95 134V135H94ZM105 134V135H104ZM120 134V135H119ZM37 135V136H38ZM71 135V134H70ZM75 135H72V137L71 138H73ZM97 135V136H96ZM112 135V136H111ZM136 135V136H135ZM137 135H139V136H137ZM27 136V137H26ZM33 137H32V139H30L31 140V142H34V139L33 138H35L34 136H35V133L32 135ZM43 136H45V135H43ZM87 136H88V139H87ZM119 137L118 139H116L117 137ZM130 136V138H127V137H129ZM134 136H135V138H134ZM41 137V136H40ZM54 137V136H53ZM80 137V136H79ZM86 137V138H85ZM89 137L91 138L90 140H89ZM95 137V138H94ZM96 137H97V139H96ZM132 137V138H131ZM137 137H138V139H137ZM76 138V137H75ZM93 138L95 139L94 141H96V142H94L93 141ZM115 138V139H114ZM121 138V139H120ZM39 139V138H38ZM42 139V138H41ZM41 139L40 140H38L39 142H42L41 141ZM78 139V138H77ZM87 139V140H86ZM125 139V140H124ZM127 139V140H126ZM130 139V140H129ZM133 139V140H132ZM29 140V141H30ZM85 140V141H84ZM91 140L93 141V142H91ZM119 140V141H118ZM122 140V142H120ZM36 141V140H35ZM53 141H55L54 139H53ZM63 141V142H62ZM79 141V140H78ZM78 141H76V142H78ZM109 141H111V142H109ZM124 141H127V142H124ZM137 141V142H136ZM67 142L68 143H71L72 145H69V144H67ZM88 142V143H87ZM90 142V143H89ZM112 142H114V143H112ZM135 142H136V144H135ZM139 142V143H138ZM140 142H141V144H140ZM146 142V143H145ZM159 142V141H158ZM34 143H36V142H34ZM53 143H55V145L53 144ZM79 143V142H78ZM83 143V144H82ZM91 143H93V145H94V147H93V145L91 144ZM95 143V144H94ZM103 143V144H102ZM112 143V144H111ZM86 144V145H85ZM87 144H89V145H87ZM111 144V145H110ZM117 144H118V146H117ZM123 144V145H122ZM46 145V144H45ZM92 145V146H91ZM106 145H107V147H106ZM120 145V146H119ZM132 146V147H130V146ZM141 145H143V146H141ZM146 145V146H145ZM67 146H70V147H67ZM88 148H86V147ZM111 146H113V147H111ZM136 146V148H134ZM138 146H141V147H139V148H141L142 149V151H141V149L139 150L140 152H141V154H140V152L138 151ZM37 147V146H36ZM85 147V148H84ZM101 147V148H100ZM110 147V148H109ZM123 147H125L124 149H123ZM53 148V147H52ZM106 148L108 149V151H106ZM132 148V149H131ZM69 149H72V150H74V151H72V150H70L71 151V153L69 152ZM91 149V150H90ZM101 149V150H100ZM105 149V150H104ZM110 149V150H109ZM143 149H145V150H143ZM46 150V149H45ZM53 150V149H52ZM55 151H56V149H54ZM57 150L58 151H60L61 152V150H59L58 148H57ZM85 150V151H84ZM88 150V151H87ZM100 150V151H99ZM136 150H137V152H136ZM53 152V151H48V153L50 154V155H53V154H51L52 152L53 153H56V152ZM87 151V152H86ZM104 151V152H103ZM125 151H127V150H125ZM124 151V152H125ZM130 151V152H129ZM29 152V153H28ZM38 152V153H39ZM89 152H91V154L89 153ZM107 152V153H106ZM111 152V151H110ZM134 152V153H133ZM136 152V153H135ZM139 152V153H138ZM43 153H44V151H43ZM45 153H46V151H45ZM44 153V158H45V156L47 155V154H45ZM63 153V152H62ZM73 153V154H72ZM85 153H88V154H85ZM109 153V154H108ZM142 153H144L143 155H142ZM56 154H57V156H56ZM55 155H53V157L54 156H56L57 158H59L58 156H59V153H56ZM80 154V155H79ZM104 154H106V155H104ZM136 154V155H135ZM139 154V155H138ZM161 154V153H160ZM22 155H24L25 157H23L22 158ZM79 155V156H78ZM87 155V156H86ZM91 155V156H90ZM102 155V157H100ZM109 155V156H108ZM138 155V156H137ZM157 155V157H159L160 155H158V154H156ZM155 155V156H156ZM8 156V155H7ZM10 156V155H9ZM9 156H8V159L10 160V158H9ZM89 156V157H88ZM103 156H104V159H103ZM110 156H112V158L110 157ZM122 156V155H121ZM124 156H123V158H124ZM137 156V157H136ZM140 156V157H139ZM142 156H143V158L145 157V161H147V162H144L143 161V159H141L142 158ZM2 157V156H1ZM0 157V158H1ZM20 157V158H19ZM83 159H82V158ZM106 157H110V158H106ZM157 157H156V160H157ZM11 158V159H12ZM46 158H48V156L46 157ZM45 158V160H46V162H48L49 160H47ZM52 158V157H51ZM50 158V161L52 160ZM66 158H67V160H66ZM102 158V159H101ZM117 158V160H115ZM127 158H124L123 160H125L126 161V163L128 162V159ZM137 158V159H136ZM1 159V160H2ZM18 159V160H17ZM22 159V160H21ZM29 159H31V158H29ZM49 159V158H48ZM85 159V160H84ZM111 159H112V161H111ZM135 159V160H134ZM24 160V161H23ZM52 160V161H53ZM100 160V161H99ZM23 162V163H25V162H28L27 164L25 163L24 165V169H22L21 168V166H22V164L23 163H21V162ZM43 161V162H42ZM50 161L48 162V163H50ZM51 161V163H53ZM82 161V162H81ZM106 161V162H105ZM108 161V162H107ZM111 161V162H110ZM35 162H37V161H35ZM69 162V163H68ZM84 162V163H83ZM86 162H88L87 164H86ZM94 162V163H93ZM112 164V165H110V163ZM116 162V163H115ZM130 162L128 163L129 165H130ZM143 162V163H142ZM12 163V164H13ZM20 165H19V164ZM50 163V164H51ZM55 163L53 164V165H55ZM82 163V164H81ZM104 163V164H103ZM107 163V164H106ZM147 164V166H146V164ZM41 164H42V166H41ZM84 164V165H83ZM98 164L100 165V166H98ZM110 166H109V165ZM127 164V165H128ZM148 164H149V167H148ZM11 165V164H10ZM30 167H32V168H34L35 170L32 172V170L33 169H31V170H28V171H26V172H24L25 171V169L27 170V168H29L28 166ZM47 165V164H46ZM52 165V164H51ZM82 165H83V168L84 167H86L87 166V169H83V171H82ZM107 165V166H106ZM27 166V168H25ZM39 166V167H38ZM109 166V167H108ZM139 166V167H138ZM49 167H52V166H48L47 168H48V170H50L49 169ZM101 167V168H100ZM103 167V168H102ZM104 167H105V170H104ZM106 167H107V169H106ZM130 167V166H129ZM148 167V168H147ZM19 168H21V169H19ZM53 168L55 169V166H53ZM51 169V170H54V169ZM60 168V167H59ZM118 168V167H117ZM117 168H114V169H116L117 170ZM30 169V168H29ZM67 169V170H66ZM99 169H101V170H99ZM104 171H103V170ZM20 170L23 172H20ZM24 170V171H23ZM44 170V169H43ZM45 170H44V172H45ZM96 170V171H95ZM107 170V171H106ZM108 170H110V171H108ZM116 170H113V172L112 173H116L115 175L113 174V176H115L116 178L118 177V174L119 173H117V172H119L118 170H119V168H118V170L116 171ZM5 171H3V172H5ZM12 171V172H13ZM60 171H61V169H60ZM67 171V172H66ZM70 171H72L71 173H70ZM79 171H81V172H79ZM92 171V172H91ZM99 171V172H98ZM115 171V172H114ZM36 172H37V170H36ZM54 173V176H55V173H56V176H59L60 175V179H59V177H57L59 180H60V182L61 181H63V184L61 183H58L57 184V180L58 179H56V176H55V181H53L54 179H53V177H52V179H50V182H48L49 180L47 179V177H49V178H51V175ZM83 172V173H82ZM100 173V174H98V173ZM7 173V172H6ZM9 173H10V171H9ZM20 173H22V174H20ZM45 173V174H46ZM58 173H61V174H58ZM68 173V174H67ZM77 174L78 173V177H77V175L75 174V175H73V174ZM81 173V174H80ZM103 173V174H104ZM111 173V174H112ZM139 172H137L136 171V173H134V175H137ZM19 174V175H18ZM58 174V175H57ZM63 174V175H62ZM66 174V175H65ZM98 174V175H97ZM11 176V173L10 174H6V175H4L5 177H7V176ZM62 175V176H61ZM84 175V176H83ZM86 175H87V179H86ZM129 174L127 173L124 177H126V176H128ZM131 176H132V173L130 174ZM133 175V176H134ZM1 176V175H0ZM3 176V175H2ZM1 176V177H2ZM30 177H32V175H29ZM28 176V178H30ZM101 178H100V177ZM105 176L103 177V178H105ZM108 176V177H109ZM113 176H111V178L113 177ZM36 177V178H35ZM64 177V178H63ZM122 178V179H125V178ZM2 178H4V177H2ZM2 178H0V179H2ZM32 178V179H33ZM43 178L44 179H46L45 181H46V183H45V181L43 180ZM81 179V181H80V179ZM9 179H7V181H9ZM42 179V180H41ZM63 179V180H62ZM99 179H101V180H99ZM113 180H111L110 179V177H109V179L107 180L106 179V181H104V183L105 182H109L110 183V180L111 181H114V177L112 178ZM4 180L6 181V179L4 178ZM85 180V182L83 183V181ZM87 180V181H86ZM92 180V181H91ZM96 180L97 181H101V182H96ZM126 180V179H125ZM0 181H2V182H4L3 180H0ZM6 181V182H7ZM25 181H26V183H27V185H25ZM40 181H41V183H40ZM56 184V187H55V184L53 183V182ZM65 181V182H64ZM91 183H90V182ZM115 181H116V179H115ZM115 181H114V184H115ZM119 181H121V180H119ZM6 182H5V184H6ZM59 182V181H58ZM74 182H76V183H74ZM78 182V183H77ZM81 182V183H80ZM93 182V183H92ZM9 183V185H11V183L10 182H8ZM43 183H45V185L43 184ZM49 183V184H48ZM66 183H67V185H66ZM70 183H72L71 185H69ZM99 183V185L100 184H103V186H101L100 185V187H102V189H100V187H99V185H97ZM43 184V185H42ZM78 184V185H77ZM95 184V185H94ZM106 184H108V183H106ZM3 185H4V183H3ZM25 185V186H24ZM37 185L39 186V188H40V191H42V194H41V192L39 193L38 191V189H37ZM60 186V188H59V186ZM82 185V186H81ZM87 185H88V188H87ZM6 186V185H5ZM8 186V185H7ZM23 186H24V188H27V187H29V188H27V190L26 189H22L23 188ZM65 186V187H64ZM67 186H69V187H67ZM70 186H71V188H70ZM77 188H76V187ZM104 186H106V187H104ZM117 186V185H116ZM3 188V186H2V183H1V186H0V188ZM9 187V186H8ZM7 187V188H8ZM12 187V186H11ZM20 187V186H19ZM58 187V188H57ZM62 187L64 188V189H62ZM94 187L97 189H94ZM99 188V190H101V192L102 191H104V192H100L99 190H98V188ZM4 188H6V187H4ZM66 188V189H65ZM103 188H104V190H103ZM12 189V188H11ZM10 189V190H11ZM35 189V191L37 190V194L35 195L34 193H36V192H34L33 190ZM59 189H60V191L61 192H59ZM87 189V190H86ZM1 190V189H0ZM5 190V189H4ZM3 189H2V191H4ZM15 190V189H14ZM14 190L12 191V193L14 192ZM18 190H20V191H18ZM25 190V191H24ZM30 190V191H29ZM62 190H64V191H68V192H62ZM69 190H70V192H69ZM85 190V191H84ZM89 190H90V192H89ZM96 190V191H95ZM52 191V192H51ZM84 191V193H82V192ZM87 191H88V193H87ZM97 191H99L98 193L99 194H102V198L100 199V196H94V195H98V193H97ZM15 192H14V194H15ZM32 192H34V193H32ZM86 192V193H85ZM93 192H96V193H94L93 194ZM110 192V191H109ZM1 193V195L3 194L2 192H0ZM28 193V194H29ZM59 193L61 194V193H64V194H62L61 196H63L64 195V197H62L61 198V196L59 195ZM68 193V195H65V194H67ZM90 193H92V194H90ZM19 194V193H18ZM34 194V195H33ZM39 194H41V196L39 195ZM70 194H72L71 196H69ZM79 194H81V196L79 195ZM83 194V195H82ZM84 194H86V196L84 195ZM4 195V194H3ZM2 195V196H3ZM24 195L25 194H23L22 193V196H21V194H20V196H21V198L22 197H24ZM39 195V196H38ZM48 197H46V196ZM56 195L58 196V197H56ZM88 195H89V199H88ZM91 195L94 197V199H93V197H92V199H91ZM2 196L0 197V199L2 198ZM17 196H19V195H17ZM20 196H19V199L21 200V198H20ZM26 196V195H25ZM29 196L27 195V197L29 198ZM55 196V198L53 199V197ZM66 196H69L68 197V199H69V201L68 200H66V202H63V201H65V199H66ZM79 196H80V199H78L79 198ZM83 196V197H82ZM74 197V198H73ZM85 197V198H84ZM99 197V198H98ZM106 197V196H105ZM104 197V198H105ZM26 198V197H25ZM24 198V199H25ZM41 198H42V200H41ZM60 198V199H59ZM64 198V200L62 201V199ZM96 198H98V199H96ZM15 199H16V197H15ZM18 199V198H17ZM18 199V200H19ZM23 199V200H24ZM46 199H48V201L46 200ZM87 200V202H86V200ZM100 199V200H99ZM113 199H114V197H113ZM112 199V200H113ZM30 200V199H29ZM27 198H26V201L30 204L31 202L30 201H32V200H30L29 201ZM41 200V201H40ZM50 200V201H49ZM56 200V201H55ZM71 200H73V202H71ZM80 201V203H79V201ZM85 200V201H84ZM94 200V201H93ZM96 200H98V201H96ZM53 201H55L56 203H54ZM78 201V202H77ZM89 201V202H88ZM93 201V204H92V206H91V202ZM100 201V202H99ZM115 201V200H114ZM113 201V202H114ZM1 202H2V200H1ZM31 203L32 204V206L34 205H36V204H34V203ZM36 202V203H37ZM45 202L47 203V205L49 206V208H48V206H46V204H45ZM61 202H63L62 203V210H64V213H65V211H66V209H63V208H66L67 207V211L69 212V216L67 215L66 216V214H64V216L66 217V218H64L65 219V223L62 221V215H58L57 214V212L58 213H60V209H54V208H59V206L61 205L60 203ZM68 202H70L69 204H68ZM82 202H84V203H82ZM94 202H95V204H96V206H94ZM97 202H99L98 204H97ZM26 203V202H25ZM43 203V204H42ZM65 203V204H64ZM77 203V204H76ZM82 203V204H81ZM115 203V202H114ZM28 204V205H29ZM30 204V205H31ZM80 206H82V207H80ZM1 205V204H0ZM66 207H65V206ZM69 205V206H68ZM87 205H88V207H87ZM2 206V205H1ZM32 206H30L31 208H32ZM33 206V208H35ZM54 208H53V207ZM64 206V207H63ZM90 206V207H89ZM106 206H107V208H106ZM114 206V205H113ZM115 206H117L116 205V203H115ZM52 209H51V208ZM61 207V206H60ZM68 207H70L69 208V210H68ZM77 207H79V208H77ZM94 207V208H93ZM39 208H40V210H39ZM42 208V209H41ZM90 208V209H89ZM92 208V209H91ZM102 208H103V210H102ZM116 208V207H115ZM0 209H2V208H0ZM50 209V210H49ZM79 209V210H78ZM110 209V210H109ZM42 210H44L43 212H41ZM84 210H83V212H84ZM100 210V211H99ZM2 211V210H1ZM33 211H36V208H35V210H33ZM78 211V213H76ZM102 211V212H101ZM52 212H54V213H56V215H52L51 213ZM68 212H66V213H68ZM74 214H73V213ZM53 213V214H54ZM61 214V213H60ZM62 214H63V211H62ZM46 215V214H45ZM50 215V216H49ZM58 215V219H61V221L64 223V225L62 226V227H60L58 224H60V220H56V216ZM94 215V214H93ZM96 215H99V214H96ZM264 213L262 212L261 213V215H260V217L261 218H264ZM61 218H60V217ZM54 217V218H53ZM70 217V218H69ZM49 220V223H48V220ZM53 219V222H55V223H53L52 222V219ZM51 219V220H50ZM55 220V221H54ZM262 220V219H261ZM51 221V222H50ZM263 221H264V219H263ZM62 222H61V225H62ZM68 222H69V225H68ZM48 223V224H47ZM56 223H58V224H56ZM51 226H50V225ZM54 224V225H53ZM57 225V226H56ZM68 225V226H67ZM53 227V228H52ZM60 228V229H59ZM66 229H68L67 231H66ZM61 232H60V231ZM52 232V233H51ZM59 232H60V234H59ZM65 233H66V235H65ZM1 234V233H0ZM6 234V233H5ZM4 234V235H5ZM45 234V233H44ZM64 235L67 237L66 238V240H65V238H64ZM47 236V239H48V236H49V238L51 237V235H46ZM44 237H45V235H44ZM0 238H2L1 237V235H0ZM46 239V240H47ZM65 240L66 241V244L64 243V242H62L63 240ZM68 239L70 240V242L68 243ZM44 241V243H45V245H46V242L47 241ZM58 240V241H57ZM15 241V240H14ZM17 241V240H16ZM16 241L15 242H13V245H15V246H17L16 244ZM54 241V240H53ZM57 241V242H56ZM53 243V242H52ZM63 243H64V245H63ZM68 244V245H67ZM5 245H7V242H5ZM12 245V246H13ZM48 245V246H49ZM61 245V246H60ZM47 245H46V247L47 248H45L46 250L49 248ZM13 248H14V246H13ZM50 248H51V246H50ZM59 248V249H58ZM62 248V249H61ZM14 249H16V248H14ZM63 249H65V250H63ZM50 250V249H49ZM62 250V252H60ZM55 251V252H54ZM46 252V251H45ZM60 252V253H59ZM55 253V254H56ZM62 253H63V255H62ZM68 253H70V252H68ZM59 255V256H58ZM60 257H62V258H60ZM60 258V259H59ZM59 260H61V261H59ZM65 262H64V264H66V259L64 260ZM59 262V263H58ZM67 263H68V261H67Z\"/></svg>",
    "mask_w": 264,
    "mask_h": 264
}]
</instances>
